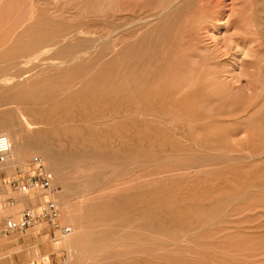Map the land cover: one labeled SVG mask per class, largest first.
<instances>
[{"label": "rangeland", "instance_id": "374dc122", "mask_svg": "<svg viewBox=\"0 0 264 264\" xmlns=\"http://www.w3.org/2000/svg\"><path fill=\"white\" fill-rule=\"evenodd\" d=\"M3 1L4 0H0V11L2 12V10H3L2 8H4V9L6 8V10L8 12H7V14H5L6 10L3 11L2 13L0 12V15L2 16V17L0 16L2 18V19L0 18V21H1L0 30L3 29L2 32L0 31V38L7 39L6 47H8V48L17 47L19 45V43H21V48L26 49V51H25V53H21L20 55H18V57L15 59L0 60V67H1L0 68V87H1L0 88V93H1L0 95L2 97V98L1 97L0 98L2 100H4L5 102H8L5 104L4 101H2V100L0 101V125H1V121H2V126H0V127L7 129L8 128L7 126H9L13 122L14 123L13 129H11L10 127L8 129L12 132V134H13L12 136H14V132L16 130H20L24 135H28L29 138H28L27 143L29 145L35 144V146H36L37 142L41 143V147H42V151H43L42 153L44 154V156L42 157V154H38L37 152H35L34 154H28L27 156H23L24 159H23V157H21V159H19L16 164L10 165V163H7L6 165L3 164L4 166L2 164H0L3 166V167L2 166L0 167V264H27V263L32 262V261L35 262L36 264H41V263H44V264H73V263L74 264H118V263H116L118 261H120L119 263H122V262L123 263H128V262L130 263V261H132L131 259H134L135 264H142L139 261L136 262V260H140L139 258H141V256L145 257V258L142 257L141 260L147 259L149 257V259L151 261H154L151 264H159V263L160 264H168V262H169V264H197V263L198 264H200V263L201 264H206V263L207 264H215V262H216V264H227L231 260L232 261L230 262V264L232 262H233V264H264V200H263L264 199V192L260 193V191H264V0H207V2L205 1V3H207V4H209V3L212 4L214 2L212 5L213 8H211L209 11H206V12H209L210 14H212L214 16H217V12H215V11L220 10L222 12V15H221L222 17L219 16V21H216V23L214 22L212 25H209L210 27L207 29V31L200 30V26H198V21L200 20L201 17H203L201 15L204 14V12L201 10L200 4L198 2H196V3L191 2L188 4L182 5V6L178 7L177 12H174V11L165 12L158 19L154 20L151 23L150 28H145V29L144 28H141V29L135 28V29L140 30V31H137V30H133V28H129L130 30L125 28V24H128L126 21L128 19H124L125 16L132 18V19H136L139 17L138 14L136 16V14L133 12L134 10H136V6L130 5L132 3L129 0H123L124 2L122 1L121 3L119 1L117 2V0H114V1L109 0V1L113 2V3L111 2L109 4L107 2H105V0H100V1L94 0V2H93V0H85V1L81 0L82 2L80 0H78V2L82 3V4H78V5H77V0H35V1L34 0H12V1L8 0V3L11 1L9 4L6 2L7 0L4 1V3H3ZM87 2L89 4L90 3L91 4L89 5ZM28 3H30V4H28ZM32 3H33V5H32ZM85 3H87V4L85 5ZM114 3H115V5H114ZM118 3L120 6L118 5ZM38 4H39V7L41 8L40 11L38 10L39 9ZM58 4H60V5H58ZM123 4H124V6H123ZM6 5H7V7H6ZM9 5L12 9L9 8ZM56 5H58V6L62 5V6L56 7ZM70 5H71V7H70ZM118 6H119V8L120 7L121 8L119 9ZM37 7H38V9H36ZM105 7H107V8H105ZM42 8H44V9H42ZM33 9H35L37 12H35V10L33 11ZM48 9L49 10L51 9L52 11L51 10L49 11ZM86 9H89L90 12ZM74 10H76V11H74ZM119 10H121V11H119ZM31 11L33 12V14ZM38 11L41 13L40 14L41 17H39L40 15H39ZM42 11H43L44 16L42 14ZM195 11L199 14H197ZM58 12H60V13H58ZM109 12H111L112 14H110ZM30 13L33 16L36 13L38 14V16H36V15L35 16L38 19L37 23H39V25L37 24V26H35V27L39 28V30L35 29V27H34V29H35L34 32H33V30H34L33 28H32L33 30L32 29H28L25 31H22L21 29L18 30L19 27L21 25H23L22 24L23 21L24 22L27 21V18H28V16H30ZM52 13H54V14H52ZM88 13H90V14H88ZM4 14H5V16H4ZM58 14H60V15H58ZM73 14H74V16H73ZM84 14L85 15L88 14V16H85ZM69 16H71V17H69ZM82 16H83V18H82ZM50 17H53V18H50ZM54 18H55L54 21H50V20H53ZM79 18H81L82 21H84L86 19H88V21L83 23L81 21V19L79 20ZM118 18H119V20H118ZM191 18H193L194 21H196V22L192 23L191 21H193V19L191 20ZM91 19H93V20H91ZM115 19H116V21H115ZM220 19H221V21H220ZM235 19H236V22L238 21L237 23L233 22V20L235 21ZM77 21H79V22H77ZM100 21L104 22V23L100 24L99 23ZM229 21H231L230 22L231 24L229 23L230 25H227ZM19 22L21 23L20 25H19ZM44 23H48V25L44 24ZM6 24H8V25H6ZM12 24H13V26L10 27V25H12ZM40 24L41 25L44 24V25L41 27ZM53 24H55V25H53ZM67 24H69V25H67ZM88 24H90V25H88ZM98 24H100V25H98ZM177 24H179V25H177ZM186 24H187V26H185ZM214 24L216 27L215 29L213 28ZM51 25H53V26H51ZM120 25H122V26H120ZM123 25H124V28H123ZM91 26H92V28H90ZM93 26H95V29L93 28ZM68 27L69 28L71 27V28L69 29ZM116 28H120L119 29L120 32L119 31L117 32ZM50 29H51V31H49ZM56 29H61L63 32H60L61 30L55 31ZM131 29L133 31H131ZM44 30H47L49 33L47 32L48 33L47 34ZM53 30L56 32V34H60V35H56L53 32ZM183 30H185V31H183ZM75 31H77V32H75ZM24 32L26 35H23ZM40 32H41V34L38 36V34ZM42 32H45V34ZM72 32H74V34ZM21 33L23 36L19 35ZM52 33H54V35ZM124 33H126L127 35ZM210 33H213V34H210ZM33 34H35V35H33ZM45 35L48 36V38H46ZM95 35H96V37H95ZM150 35H152V36H150ZM160 35L162 36L161 37L162 39L160 38ZM24 36H26V37L24 38ZM34 36H36L37 40L36 39L35 40H36V42H38V44L34 41V39H33ZM41 36H45V37L43 38ZM66 36H68V38H66ZM70 36H72V37H70ZM86 36H87V38H89V40L87 38H85ZM98 36L99 37L102 36V38H104L106 40L100 39ZM110 36H111V38H110ZM169 36L171 37V39L169 38ZM240 36H241V39H240ZM13 37H14V39L16 37L15 42H19V43H15L17 46L16 45L13 46V44H14ZM18 37L21 41L18 39ZM38 37H39V39H38ZM40 37L43 39H40ZM75 37H77V39H75ZM108 37H109V39H108ZM151 37H152L153 41L151 40ZM214 37H216L217 39H214ZM229 37H231V38L235 37L234 38L235 42L239 43V45H241V47L239 46L240 48L238 50V51L241 50L240 52L237 51L236 55H235V53H232L234 56L231 53L226 54V56H225V50L222 48L223 43H224L223 40L226 38H229ZM53 38H54V41L52 40ZM90 38H91V41H90ZM92 38H94V39L92 40ZM113 38H114V40H113ZM194 38H197L198 40L194 39ZM210 38L212 40H210ZM47 39L50 41H47ZM60 39H64L65 42L67 41L66 43L68 45L70 44V42H73V43H71V44H73L72 49L70 46L71 44L69 45V47L67 49L70 52L65 51V49L67 48V45H65L66 43L65 44L62 43V41L64 42V40L61 41ZM244 39H246V41H245L246 43L244 42ZM42 40L44 43L46 41V44L41 42ZM55 40H57V41H55ZM72 40H74V41H72ZM190 40H192V41H190ZM213 40L219 41V43H218L219 48L215 46L216 43H214ZM24 41H25L24 44H26V48H24L25 47L24 44L22 45V42H24ZM39 41L44 45L40 44ZM81 41H82V43H81ZM89 41H90V44L93 42L92 43L93 45L89 44V45H85V47L82 46V45H84V43L88 44ZM101 41L103 42L101 44H104V45L99 44V42H101ZM33 42L37 44V47H36V44H34ZM75 42L77 45H78V42H80L79 44L80 45L82 44V45L81 46L78 45L80 47L74 48L73 46H77V45H74ZM30 43L31 44L33 43V45H31ZM28 44H30V45H28ZM63 44H64V47H62ZM108 44H109V46H108ZM34 45H35V47H33V48H37V50L31 49L32 46H34ZM94 45H96V46H94ZM97 45L100 46V48L97 47ZM183 45L185 47H183ZM201 45L203 47H201ZM0 46H1L0 49H2V50H0V54H2L5 51V49H7V48L1 44H0ZM42 46H44V47H42ZM92 46H94L92 51H91V49H89V50L87 49V47L92 48ZM102 46H103V48H102ZM111 46L113 47V49ZM153 46H154V48H153ZM193 46L196 49H194ZM210 46L211 47L213 46L212 49H213V52L215 54L212 52V49L210 48ZM38 47L41 49H38ZM126 48H128V49H126ZM171 48H173V49H171ZM177 48H178V50H177ZM198 48H199V51H201V52H199L197 50ZM217 49H221V52H219ZM192 50H193V53H190V52H192ZM209 50L211 51L212 56H210L211 53H209L210 52ZM56 51L58 53L57 55H56ZM63 51H65L66 53L63 54ZM202 51H205V52H203L204 54L202 53ZM242 51L247 52V55L245 52L243 54ZM88 52H90V54L86 55ZM113 52H114V54H113ZM188 52L190 53V55ZM222 52H224V53L222 54ZM256 52H257V54H256ZM44 53H45V55H44ZM185 53H187L188 55ZM253 53H255V54H253ZM81 54H82V56H80ZM180 54H184V57ZM194 54L196 55V57L193 58L192 56H195ZM207 54H209V56ZM85 55H86V57H85ZM228 55H229V57H228ZM53 56H54V58H53ZM78 56H80V57L78 58ZM93 56L94 57L96 56V57L94 58ZM170 56L171 57L173 56L172 59L170 58ZM177 56H179V57L182 56V57L179 59ZM189 56H191V57H189ZM214 56H215V58H214ZM216 56H217V58H216ZM247 56H248V58H247ZM63 57L66 60L63 59ZM75 57H76V59H74ZM129 57H130V59H129ZM207 57H209V58H207ZM149 58H151L152 60ZM190 58H191V60H190ZM205 58H206V61H204ZM62 59H63V61H62ZM117 59H119V60L123 59V60L119 61ZM215 59L217 61H215ZM64 60H65V62H64ZM67 60H69L70 62H68ZM124 60H125V62H124ZM171 60L174 62L171 63L172 62ZM210 60L211 61L213 60V63H211L210 66L214 67L213 65H215V68H216L218 65L219 68L217 67L215 70L214 68L210 67L209 66ZM244 60H246V62ZM60 61L63 63H60ZM178 61H179V63L182 62L184 64L183 65L181 64V66H180V64H178ZM196 61H197V63L194 64V62H196ZM55 62H57V64L53 65V63H55ZM162 63H163V66H162ZM202 63H204L205 65L204 64L202 65ZM220 63L222 65H220ZM242 63H243V65H242ZM58 64H60L61 66H58ZM122 64H124V65H122ZM151 64H153V65H151ZM187 64H188V68L186 67ZM197 64L199 66H196ZM206 64L209 67H206ZM174 65L175 66L177 65V66L175 67ZM227 65H228V67H227ZM76 66L78 69H76ZM117 66H118V68H117ZM123 66L126 70L123 68ZM141 66H142V68H141ZM150 66H152V67L150 68ZM164 66H165V68H164ZM167 66H168V69H167ZM182 66L183 67L185 66L184 68L186 69V71H185L186 80L188 79V76H189L188 74L192 73L189 76L190 81H188V82L185 81V85H187V83H189L191 81H195L199 84L198 85L196 84L197 87L194 86L193 88L187 90L185 93H182V92L177 93L176 90L174 89V88H176V86L173 88L172 85H175V82H177V80H179L180 77H181L180 80L185 78V77H182V76H184L183 71L185 70L184 68L183 69L180 68ZM229 66H230V68H229ZM198 67H199V69L197 70ZM226 67H227V69H226ZM108 68H110V69L115 68L116 71L114 69L113 70H114V74L118 71L116 73L117 76L112 73L113 70H111L110 73L107 72ZM130 68H132L131 70L133 72L130 70ZM170 68L172 70H170ZM210 68H212V69H210ZM243 68L245 69V71L243 70ZM94 69H96V71L98 69V71L95 72V71H93ZM104 69L106 72H104ZM138 69H140V70L142 69V70L140 71ZM143 69H144V71H143ZM164 69H166L167 71H164ZM228 69H229V71H228ZM16 70H17V72H16ZM62 70H63V72H62ZM128 70H130V71H128ZM178 70H180L181 72H178ZM196 70L198 72H200V74H201L199 77H198L199 73H196L197 72ZM124 71H125V73H124ZM153 71L154 72L156 71L155 73H157V71H158L159 77H158V73L153 74ZM173 71L174 72L177 71L178 73L175 72V74H176L175 75L174 73H172ZM208 71H209V73H208ZM220 71H222V72H220ZM145 72L147 75L145 74ZM166 72H167V74L168 73L170 74V77L172 74L175 77L172 75L173 78L171 77L172 79H170L169 74L166 77V75H167ZM214 72H216V73H214ZM103 73L109 74V75H107V77L111 76V78H113V76H115V78H116L115 81H117V83L120 86H122V84L124 85L125 84L124 82H126L127 83V84H125L126 86L124 85V87H126V88H123V86L121 88H118L119 85H117V83L113 80L114 78L113 79H111L109 77L106 78L105 77L106 75H104ZM130 73L133 75H131ZM135 73H138L137 77H136ZM222 73L226 74V75H223ZM151 74H152V76H154L153 77L154 79L152 78V76H150ZM207 74H208V76H207ZM219 74H220V76H219ZM232 74L233 75L235 74V75L233 76ZM60 75H62V76H60ZM119 75H120V77H123V78L119 77L118 78L119 80H118L117 77ZM209 75H210V77H209ZM213 75H216V76H213ZM88 76H90V77L92 76L94 78H97L96 81H98V79L100 80V78H98V77H101V79L103 77L107 79V80L104 79V81L103 80L98 81V82L102 81L103 83H106V81H108L107 86H105L107 83L103 84L101 82L102 85H104V86H102L103 94L101 97H99L98 94L92 93L93 91H95L94 87H96L97 84L95 85L94 83L91 82L92 83V85H91V83L88 84V82H85V81L89 80ZM131 76L133 78L132 80H130ZM133 76H135V77H133ZM143 76H145V78ZM178 76H179V78L177 79L176 77H178ZM212 76L215 77V79L214 78L212 79L211 78ZM55 77L56 78L58 77V78L55 79ZM71 77H72V80H71ZM79 77H80V81L78 79ZM124 78H125V80H124ZM158 78L159 79L164 78V80L167 79L166 80L167 85L165 84L166 81L164 82L163 80L160 79V82H159ZM204 78L205 79L207 78L206 81H204ZM52 79L55 80V83L52 81ZM75 79H77L78 81ZM84 79H86V80H84ZM120 79H122V81H124V82L119 83V82H122V81H120ZM140 79H141V81H139ZM151 79H153L154 81L157 80V84H156V82H155V84L152 83L153 80H151ZM198 79H199V81H201V79H202L203 80V81H201L202 83L198 82ZM13 80H16V81L14 82ZM58 80H60V81H58ZM64 80H65V83H64ZM134 80H136V81L138 80L137 81L138 83ZM146 80L148 81V85L146 84L147 83ZM57 81H58V83H57ZM74 81H76V82H74ZM149 81H151V82H149ZM221 81L226 82L227 84L226 83L224 84ZM84 82H85V86L88 85L90 87L89 88L87 86L88 92L85 91L86 89L83 90L86 92V94L80 92V90L84 89V87H85V86L84 87L82 86V84ZM130 82L131 83L136 82V83L135 84L133 83L134 85L133 84L131 85ZM141 82H142V84L144 83V86H143L144 89L142 88V84H140ZM162 82L164 83V85H162L163 84ZM204 82L206 85L204 84ZM44 83H46V84H44ZM73 83L75 84V86L73 85ZM80 83H81V85H78ZM110 83L113 86H111ZM149 83L152 85L150 86ZM51 84L53 86L55 85L54 86L55 88H53V86H51V88L56 89V86H58L57 88H60V90L49 89L50 87H48V86H50ZM60 84H61V86H60ZM145 84L147 85V87H145ZM160 84L162 86H160ZM231 84L233 85L232 86L233 88L231 87L232 90H230ZM5 85H6V87H5ZM17 85L18 86L20 85V87H17ZM37 85L39 86V89H38ZM90 85L94 86L93 90H90L92 88ZM115 85L119 89V91L115 87ZM139 85L141 86V88L144 92H142ZM168 85H169V87H168ZM42 86H43V88L44 87L45 88L44 89L41 88ZM63 86H66V89L67 88L73 89V91L70 89L66 90L65 87H63ZM79 86L82 88L80 89ZM128 86L132 87V88H128ZM152 86H154V87H152ZM155 86H157L156 89H155ZM211 86H214V87L211 88ZM36 87L38 90L35 89ZM74 87H75V89H74ZM107 87L110 88V89L108 88L110 91L107 89ZM111 87H114V88H111ZM150 87H151V89H150ZM209 87L211 90L209 89ZM226 87H228V89L230 91H233V92H229V90H227ZM6 88H8V89H6ZM22 88H24V89H22ZM25 88H27L28 90H26ZM29 88L34 90V91L36 90L38 94H40L39 92L42 91L41 93H43V94H40V95H44L46 93V91H49V90H53L54 92L51 91V94H50L51 99L48 98V100H43L44 99L43 97H40V95L38 97L37 93H35L36 91L32 92V90H30ZM63 88H64V92H66V94H64L62 92L63 90H61V89H63ZM77 88L79 90H77ZM134 88H137L138 90L137 89L136 90L138 92L137 91L135 92ZM165 88H167V89H165ZM224 88H226V89H224ZM16 89H18V90H16ZM19 89H21V90H19ZM124 89H125V91H123ZM139 89H140V91H139ZM172 89H174V90H172ZM24 90H26L28 92H26ZM57 90L61 91L60 95L55 94ZM74 90L77 93H74L75 92ZM115 90H117V91L115 92ZM166 90L169 91V93L166 92ZM203 90H204V92H202ZM19 91L20 92L23 91V93L26 92L29 94V96L31 94L30 98L33 97L34 100H32V102H31V99L29 98L28 94L26 95V93H25V95H23V94L18 93ZM69 91L74 93L73 97L71 96V93ZM90 91H91V94H88V93H90ZM108 91L110 94L108 93ZM227 91L229 92L228 95H227V93H228ZM5 92L6 93L10 92V95H12L13 97L11 98L10 95L6 96L7 94L5 95ZM31 92L33 93V95H35V97L37 96L36 99H39V101L36 100L34 98V96H32ZM52 92L55 95L52 94ZM122 92H123V95H121ZM140 92H142V94ZM188 92H189V94H188ZM80 93L83 95H86V96H83V95L79 96ZM134 93H137L136 94L137 96ZM138 93L140 95H138ZM174 93H177V95ZM18 94H20L19 95L20 97L18 96ZM68 94L70 95L69 97H72L73 99L72 98L70 99L68 97ZM75 94H77V95H75ZM119 94L121 95V96H119L120 98L118 97ZM182 94H185V95H182ZM47 95H48V92L44 95V97L46 96L45 99H47V97H49V95L48 96ZM108 95L110 96V98ZM215 95L216 96L218 95L216 99H214ZM16 96L19 97L18 98L19 101L21 98L23 99L24 96H25V98L23 101L21 99V101L18 102V99ZM189 96H193V98L189 97ZM199 96H201V97H199ZM205 96H207V97H205ZM6 97H7V99H6ZM92 97H94L93 98L94 100L92 99ZM195 97H196V99H195ZM227 97H228V99H227ZM26 98L28 99V101H26L27 100ZM41 98H43V99H41ZM134 98H135V100L133 101ZM208 98H210V99H208ZM230 98L232 101L230 100ZM40 99L43 100L44 103H41L42 101H40ZM49 99H50V101H49ZM198 99H199V101H197ZM105 100H106V102L107 101L108 102L106 103ZM138 100H140V101H138ZM185 100H186V102L188 101V103H185ZM15 101H17V102H15ZM37 101H38V103H37ZM177 101H179V103ZM230 101H231V103H230ZM14 102L16 103V105L13 104ZM21 102H24V103H21ZM103 102H104V105H103ZM135 102H136V104H134ZM137 102L139 105L137 104ZM150 102L153 104H151ZM189 102H191V103H189ZM192 102L195 103V105ZM220 103H222L223 105ZM27 104L33 105L31 107H33V108L35 107V109H33L31 107L29 108V106ZM85 104L87 105V109H86ZM176 104H178V105L180 104V105L176 106ZM209 104L212 107H210ZM21 105H23V106H21ZM58 105H60V106H58ZM67 105H69V106H67ZM134 105L137 107V109ZM185 105L186 106L188 105V108H190V107L191 108L186 109ZM24 106H26V107H24ZM55 106H57V107H55ZM192 106H193V108H192ZM199 106L200 107L202 106V109ZM213 106H215V107H213ZM245 106H246V108H245ZM27 107H28V109H27ZM174 107H176V108L178 107L177 110H176V108L174 109ZM203 107H205L206 109ZM218 107H220V108H218ZM36 108H37V110H36ZM80 108H83V109H80ZM91 108H93V109H91ZM139 108H141V109H139ZM21 109L23 111L27 109L28 111L23 112ZM29 109H31L33 111L30 113ZM79 109L81 111L84 110L83 112H81L82 115H81V113H79V111H80ZM164 109H167V110L164 111ZM195 109L197 110V112H194ZM211 109H213V111ZM242 109H244V110H242ZM38 110L39 111L41 110L42 112H38ZM45 110H47V111H45ZM48 110H49V112H48ZM62 110H63V112H62ZM169 110H170V112H169ZM172 110H173V112H172ZM43 111L45 112V114ZM73 111H76L77 114H74L75 112L73 113ZM139 111L141 114L139 113ZM190 111H193V113ZM33 112H35V113L38 112L37 114L40 113V115L41 116L43 115V116L42 117L40 116L38 118L39 115L37 116V114H35ZM60 112L63 115V117L60 114ZM84 112H85V115H84ZM119 112H120V114H119ZM134 112H137L138 114L137 113L134 114ZM143 112H147V114H144L145 115L144 116L142 114ZM179 112H182L183 114L179 113ZM216 112L218 113V115ZM257 112H259V113H257ZM22 113L26 114L30 119L33 118L32 121L35 120L34 123H37V124L30 125L29 120H25ZM92 113H94V114H92ZM132 113L135 115V117L129 116V115H133ZM199 113H200V115L197 116ZM207 113L210 115H208ZM49 114H50V116H49ZM73 114H74V116L79 115V114L80 115L75 116V118H74ZM214 114L217 116H215ZM12 115H13V118H11ZM69 115H70V117H69ZM122 115H124V117ZM168 115H169V118L167 117ZM45 116H47V117H45ZM126 116L128 119L129 118H131V119L128 120L126 118ZM140 116H142L143 118ZM174 117L178 121L174 120L175 119ZM209 117H211V118H209ZM46 118H47V120H46ZM89 118L91 121H89ZM171 118H174V119H171ZM12 119H14V120H12ZM167 119H169L168 121L170 122V124L167 121ZM211 119L213 120V122ZM246 119H248V121ZM172 120L174 122H171ZM118 121L120 122V124ZM207 121L208 122L210 121V122L208 123ZM41 122H43V123H41ZM51 122L54 126L51 124ZM155 123H156L157 127L154 125ZM174 123H176L175 124L176 126L174 125ZM140 124L144 127H142ZM146 124H147V126H146ZM167 124H169L170 126ZM67 125H69V126H67ZM71 125H73L72 126L73 128L71 127ZM138 125H139V127H138ZM160 125L162 126V128ZM79 126H81V127H79ZM134 126H136V128ZM165 126H166V128H164ZM146 127L148 130L151 127V129L149 130V131H151L150 133H148V130L146 131V129H145ZM255 127H257V128H255ZM45 128L47 130L46 133H44ZM63 128L65 130H67L66 134H65V131ZM76 128H78V129H76ZM93 128H95V129H93ZM49 129H51V131ZM69 129L74 130V131L70 130L71 132H69L68 131ZM99 129H100V131H99ZM101 129H102V131H101ZM118 129L120 130V136L119 137H117L118 136L117 134L119 132ZM155 129H157V130H155ZM159 129H161V130H159ZM190 129H191V131H193V134H192V132H190ZM257 129H258V131H257ZM35 130L36 131L42 130L44 132L43 133H42V131L36 132ZM48 130L50 131V133ZM75 130H78V131H75ZM133 130H135V131H133ZM236 130H238L239 132L237 133ZM57 131H61V132L57 133ZM201 131H202V133L205 132V133H203L202 136H201ZM245 131H248V132H245ZM67 132L70 133V135L68 134V136H67ZM72 132H74V133H72ZM256 132H257V134H256ZM53 133L58 135V137L56 135H54ZM77 133L80 135H78ZM45 134H47L48 137ZM128 134H130V135L128 136ZM135 134H138V135H135ZM196 134H198V136ZM53 135H54V137L56 136V138H54ZM121 135H123V136H121ZM139 135H140V137H139ZM237 135H238V137H237ZM245 135H247L248 138ZM155 136H157V137H155ZM208 137H212V138L207 139ZM239 137H242V139H240ZM57 138H59V139H57ZM133 139H134V142H132ZM79 140L81 143L79 142ZM120 140H121V142H120ZM151 140H152V142H151ZM12 141H14V140H12ZM91 141L98 143V145L97 144L94 145L95 143H92ZM127 141H129V142H127ZM138 141H141V142H138ZM215 141H217L218 143ZM222 141H223V144H222ZM248 141H250L249 142L250 144H248ZM130 142L132 143L131 144L132 147L129 146L127 149L126 145H130ZM154 142H156V143H154ZM13 143L15 145V142H13ZM138 143H141V144H138ZM239 143H240V145H239ZM253 143H254V145L255 144L258 145L259 149L257 148V146L255 147L253 145ZM135 144H137L138 146ZM152 144L154 145L155 149H153ZM163 144H165V145H163ZM199 144H201V145L199 146ZM247 144L249 145V147H247L248 146ZM140 145H141V148H140ZM155 145H157V146H155ZM81 146H84V147L82 148ZM108 146H109V148H108ZM115 146L118 149H116ZM142 146H144V147L142 148ZM159 146H160V149H161V147L162 148L166 147V148H164V150H160ZM251 146L252 147L254 146L253 149H255V150L250 148ZM85 147H86V149H85ZM98 147H100L101 149L99 150ZM170 147H173L175 152L172 148L170 150ZM204 147L206 149H204ZM104 148H105V150H104ZM113 148H115V149H113ZM122 148H124V149L126 148L127 150L124 151V149H122ZM132 148H134V150ZM150 148H151V150H150ZM192 148H194V149H192ZM235 148H237V149H235ZM74 149H75V151L76 150L79 151V153L77 151L76 152L78 154L76 152H73ZM91 149L93 150V152H91L92 151ZM109 149L113 150V153L111 150L108 151ZM119 149H120V153H118ZM190 149L194 150V151H191ZM95 150H97V151H95ZM114 150H118V151H114ZM129 150H130V152H129ZM131 150H133L135 153L132 152ZM140 150H142V151H140ZM85 151H87V152H85ZM89 151L91 153L88 154ZM176 151L178 152L179 155L176 154L177 153ZM197 151H199V152H197ZM201 151H203V152H201ZM254 151H256V152H254ZM110 152H111V154H110ZM143 152H145V154ZM182 152L183 153L185 152L184 154H186V152H188V154L184 155V154H182ZM192 153H194V154H192ZM169 154H171V155L169 156ZM204 154H207V155H204ZM47 155H56L55 157H61L64 160V162H67V163H65L63 168L57 172L55 169L52 168V166L47 161L48 160ZM196 155H197V159H196ZM122 156H124V157L122 158ZM147 157H148V159H147ZM91 158L94 160L96 158L97 159L94 161ZM43 159H45V160H43ZM121 159H122V161H121ZM227 159H228V161H227ZM167 160L170 161V164L172 163L171 166H170V164H168L169 161H167ZM176 160H178V161L180 160V162H177ZM198 160H200V161H198ZM105 161H107V162L105 163ZM110 161H111V163H109ZM135 161H137V162H135ZM142 161L145 162V165L148 168L145 165H142L144 163ZM181 161H184V162H181ZM204 161H205V164H204ZM95 162H96V164H95ZM138 162H141V163H139V165H138ZM239 162L241 163V165L238 164ZM37 163L42 164L50 173H52V182H53L52 184L55 188V193L57 192V194L55 195L54 198L56 199V201L58 200L59 203L57 202V204H58L59 210H60L58 219L56 221L57 226H54V225L50 226V225H47L46 223H40L34 227L26 229V232H20L19 231V232H14L11 234L4 233L3 232V224H4V220L7 217H9V216L17 217L19 212L24 207H26L28 205L35 204L36 201L40 200L43 197V195H38V194L31 195V196L17 195L15 190L9 184V181H11V179L16 175V173H18L19 171H23V170L24 171L32 170L33 166H35ZM91 163H92V165L94 164L95 166L96 165L97 166L93 167V166H91ZM102 163H104V165ZM112 163L115 165H111ZM164 163H166V164H164ZM201 163H202V166H201ZM101 164H102V168L100 166ZM160 164H162V165H160ZM189 164H191L193 166H191V165L189 166ZM116 165L118 168H116ZM104 166H106L108 168H105ZM140 166L142 168H140ZM144 166H145V168H144ZM158 166H159L160 170L158 169ZM174 166L176 167V170H175ZM229 166L230 167L232 166L231 169L229 168ZM120 167H122V168H120ZM169 167H170V169H169ZM195 167H197V168L195 169ZM234 167H235V169H234ZM163 168H165V169H163ZM212 168H213V170H210ZM172 169H174V170H172ZM189 169H191V170H189ZM184 170H186V171H184ZM135 171H137V174L142 173V172H143V174L137 175ZM222 171H223V173H222ZM54 172H56V173H54ZM149 173L151 175L152 174L153 175L151 176V175H149ZM212 174L213 175L215 174L216 176L215 175L213 176ZM261 174H263V175H261ZM124 175H128L129 178H128V176L125 177ZM139 176L141 177L140 178L141 180H139ZM186 176L189 178L190 181L188 180V178ZM232 176H233V178H232ZM53 177H54V180H53ZM61 177H65V178H61ZM122 177H124V178H122ZM175 177H177V178H175ZM255 177H256V179H254ZM260 177H262V178H260ZM167 178H169V179H167ZM179 178L181 179V181L179 180ZM220 178H222L223 180ZM59 179L64 181V185H66L65 190L66 189L68 190V191L66 190V193L68 194V196L70 195V197H68L66 194V198H65V197H63V194H61L64 192V189H63V185L61 183H59V181H60ZM136 179H137V182H136ZM164 179L167 181H165ZM253 179L255 181H253ZM156 180H158L159 182ZM163 180H164V182H163ZM187 180H188V182H187ZM221 180H222V182H221ZM69 181H70V183H69ZM89 181L92 182V186L90 185L91 182L89 183ZM178 181L181 183V185ZM218 181H220V182H218ZM97 182L100 183L101 185H99ZM143 182H144V184H143ZM161 182H163V183H161ZM217 182H218V184H217ZM254 182H256V183H254ZM87 183H89V184H87ZM96 183L98 184L97 186H95ZM123 183H126V184H123ZM136 183H138V184L136 185ZM146 183H148V184L146 185ZM175 183H176V185H173ZM182 183H183V185H182ZM69 184L72 187L71 186L69 187ZM119 184H120V186H119ZM160 184H162V185L160 186ZM171 184L173 187H170ZM186 184H187V187L185 188L184 186H186ZM196 184H197V186H196ZM243 185H244V187H243ZM180 186H182V188ZM195 186H196V188H195ZM229 186H231L232 190H235L236 193H235V191L227 190V189H231V188H228ZM147 187H149V189ZM169 187H170V189L172 188L171 191L169 190ZM178 187H180L179 190H178ZM189 187L192 190L189 189L190 191L189 192L187 191V193H188L187 194L186 189ZM108 188H110V189H108ZM116 188H118V189H116ZM165 188H167V189H165ZM240 188H241V191H240ZM100 189H101V191H100ZM114 189H116V190H114ZM181 189L183 190V194H182ZM210 189H211V192H209ZM252 189H254V190H252ZM128 190H130V193L128 192ZM132 190H134V191H132ZM158 190H159V192H158ZM165 190H168V192ZM125 191H126V193H125ZM152 191H153V193H152ZM178 191H180L181 194ZM191 191H193V192H191ZM237 191H238V193H237ZM119 192H121V193H119ZM178 193L180 194L179 196H181V197L185 196L184 199L179 198V196H176V195H178ZM247 193H248V195H247ZM134 194H136L137 197L136 196L134 197L133 196ZM158 194H159V196H158ZM160 194H161L162 198L160 197ZM186 194L189 197L190 196L192 197V198L190 197L192 199V201H191L192 204L191 203L188 204L190 202L189 201L190 198ZM194 194L196 196L199 194L198 195L199 197L194 196ZM229 194H232V195L230 196ZM156 195L158 196L159 202L161 199L162 200L168 199V201L170 200V202L165 200L167 203L164 201L165 203L163 202V204H164L163 205V204H161L162 200L160 203L157 201ZM173 195H175L176 198H174ZM224 195H227V196H224ZM166 196H167V198H166ZM201 196L204 197V199ZM228 196H230V197H228ZM9 197H14L17 201L13 206H9L7 204V201H8L7 199ZM145 197L149 200L152 199L153 201L150 200L151 203L147 204V202H144L146 199ZM163 197H164V199H163ZM222 197H223V199H222ZM240 197L241 198L243 197L244 200L241 199ZM143 198H145L144 201H142ZM159 198H160V200H159ZM196 198H198L197 201H196ZM147 199H146V201H148ZM135 200H137L139 202V204ZM154 200H156L157 204H156V202H154ZM175 200H177L178 202L177 201H176L177 203L174 202ZM183 200H184V203H181ZM202 200L203 201L205 200V201L203 202ZM251 200H252V202H251ZM98 201H101V203ZM102 201H103L104 205H103ZM123 201H124V203H127V204L124 205ZM239 201H240V203H239ZM63 202H65V203H63ZM128 202L131 205H129ZM67 203H70V204L66 205ZM99 203L102 206L99 205ZM168 203L171 205V207L174 206V209H171L169 207ZM179 203L181 205H179ZM252 203L255 205H253ZM116 204L119 205L120 207L122 204L123 208L125 207L124 211H122L123 210L122 207H121L122 210L119 209L120 208L119 206H118L119 208L116 207ZM137 204H138V206H140V209H138L139 207H137V208L135 207ZM159 204L161 206L163 205L162 209L160 208L161 211L158 210L159 209L158 207H161V206H159ZM98 205L100 206V209L98 212H95V214H96V215L94 214L95 219L93 217L89 219L90 211L91 210H97L96 208L99 207ZM189 205H190L191 209L187 208V207H189ZM194 205H196V208L194 207ZM204 205H206V206L204 208H202V206H204ZM219 205L221 207H219ZM247 205H248V208H247ZM175 206H177L178 209H180V207H178V206L182 207L183 215H181L182 209H180V211H179L177 208H175ZM192 206H193V208H192ZM199 206H201V207L199 208ZM67 207L72 213V219H67V215H66ZM104 207H106L107 210L106 209L104 210ZM127 207H128V209L130 208L129 209L130 211L134 209L133 210L134 212L131 213L130 211H127ZM152 207L157 208L156 210H158V211H156L155 208H152ZM225 207H227V208H225ZM144 208H145V210H144ZM164 208H165V210L168 209L167 210L168 212L166 211L167 213H169V208H170V212H172L171 214L172 215L174 214L175 218L177 220L174 219V216H171L170 213L167 215V213H165ZM194 208L196 209V211ZM197 208H199V210H197ZM201 208L203 210H201ZM205 208H208V210ZM82 209H84L83 210L84 212L82 211ZM147 209L149 211H147ZM152 209H153V212H154V210L156 212H154V213L152 212V214H151L150 211ZM136 210H137V212L139 211L140 214H138L136 212ZM140 210H142V211H140ZM249 210H251V211H249ZM120 211H122V212H120ZM174 211L175 212L177 211L178 213L176 212V214H175ZM205 211H207V213ZM103 212H105V214ZM107 212H109V213H107ZM160 212H163L164 214H162ZM184 212H186V214H185L186 216H184ZM200 212H202V213H200ZM116 213H118L120 215L122 213V215L125 216L126 220H124L122 222L119 219L117 220L114 217ZM73 214H75V215L77 214L78 216L77 215L73 216ZM146 214H147V216H146ZM150 214H151L150 217H155V216H153V214H155L156 218H154V219L150 218L148 216ZM161 214L163 215V217ZM242 214H243V216H241ZM164 215H167V216H166V219L162 221V219L165 218ZM189 215H190V217H189ZM60 216H61V219H60ZM98 216H101V218H103V219L101 220L100 217L98 218ZM132 216H134V219L132 218ZM143 216H145L147 219L150 220L152 226H151L150 222L148 220H146V218H144ZM177 216L180 217V219H178ZM230 216H232V217H230ZM139 217H143L145 220L143 218L140 220ZM161 217H162V219H161ZM186 217L189 219H187ZM228 217H229V219H228ZM80 218H81V220H79ZM169 218H171V219H169ZM197 218L198 219L201 218V219H199V221L197 222V220H198ZM155 219H157V220H155ZM167 219H168V221H166ZM172 219H174V221H176L175 224L178 226H176L173 223L174 221ZM82 220H86V222L83 221L85 223L82 222L85 234H87L88 230L95 229L96 231L100 230L101 232L104 233V235H107L108 238L104 236V239L106 242L103 241V245L107 244L106 249H104L102 247L103 249L100 248V251L97 250L96 251L97 253H96L95 251H90V249H88V248H86V249L83 248V251H85V250L89 251V252L85 251L86 253H83V251L80 252V250H82L81 247L77 248L76 246H73V244L70 245L71 243L67 242L65 240V237H64L65 235L61 234L60 228L67 226V225H71V223H75V224H76V222L80 223V221H82ZM87 220H88V222H87ZM178 220H180V222H177ZM200 220H201V222H200ZM93 221H95V222H93ZM99 221H101V222H99ZM171 221H173V222L170 226L166 225V223L170 224ZM186 221L189 223H186ZM241 221H243V222H241ZM120 222H121V224H120ZM229 222H231V223H229ZM108 223H110V224H108ZM153 223H155L156 225L158 224V227L155 224L153 225ZM216 223H217V225H216ZM94 224H96L97 228L95 227ZM173 224H174V227H176V228H172ZM184 224H186L185 226H187V227L189 226L188 229L186 227H184ZM99 225H100V227H99ZM180 225L181 226L183 225V226L181 227ZM200 225H202V226H200ZM91 226L95 227V228H90ZM208 226H209V228H208ZM149 227H151V228H149ZM106 228H107V230H106ZM146 229H147V231L143 232ZM185 229L188 230V232H185L186 231ZM213 229H215L217 231H215ZM124 230H126V231H125V234H123L124 235L123 236L122 233L124 232ZM130 230L131 231L136 230V231L133 233V232H129ZM140 230L142 232L141 234H139ZM154 230H156V231H154ZM157 230H158V232H157ZM163 230L168 231V232L165 231V233H166L165 235L168 237H166L164 234L162 235V233H164V232H162L161 235L159 236V234H160L159 232H161ZM183 230H185V231L183 232ZM203 230H204V233H203ZM212 230H213V232L210 233L209 231H212ZM222 230H224V231H222ZM226 231H228L227 232V234H228L227 238H225L227 234L224 233ZM112 232L114 234H112ZM192 232H194L196 234L199 233V234H197V236H196V234H193ZM200 232L202 233V236H200V237L202 238L204 236L202 239L199 238V235L201 234ZM170 233H172L174 235H172V234L170 235ZM209 233H210V235H209ZM220 233H222L221 234L222 236L220 235ZM236 233H238V234H236ZM142 234H147V238H148L147 241H145V242L142 241L141 244H139V242H138L137 244H134V246H132V248H131V246L130 247L127 246V244L132 243L133 239L140 238L142 236ZM185 234L186 235L189 234V236H191L192 238L190 239L189 236H188L189 237L188 239L184 237L185 239L184 238H183V240L181 239V241H183V242L178 241L177 243H175L176 245L171 243L172 240L174 239L175 235H179V237H180L182 235L184 236ZM234 234H236V235H234ZM194 235L196 238L194 237ZM216 235H218V236H216ZM115 236H118V237H115ZM232 236L233 237L237 236V237L233 238ZM122 237L125 239H122ZM215 237H216V239H215ZM150 238H152V239H150ZM109 239H111V240H109ZM129 239H130V241H129ZM124 240H125V242H123ZM151 240L154 242H149ZM160 240H163V242L162 241L160 242ZM210 240H213V241H210ZM107 241H109V242L114 241V242H112V243L110 242L111 243L110 244L109 242L107 243ZM197 241H201V242H203V244H204V242L209 243L208 245L211 246V248H212V249L210 248L211 251L208 249L209 247L207 246L206 243H205V245L200 247L201 242H197ZM189 242H191V244H188ZM192 242H194L195 244H192ZM219 243H220V245L222 244L220 246L221 250L218 247L219 245H216ZM111 245L112 246L115 245V246L111 247ZM170 245H173V246H170ZM212 245H215V247L213 246L214 249H213ZM166 246H168V248ZM198 246H199V248H198ZM109 247H111V249H109ZM180 247H181V249H180ZM185 247H186V249L184 251H186V252L183 251V248H185ZM194 247L196 248V250L197 249L198 250L196 251L195 249H193ZM191 248H192V250L189 251V249H191ZM200 248L202 250L201 252L199 250ZM223 248H225V249H223ZM73 249L75 251L76 250H78V251H76V253H75V251ZM157 249H158V251H157ZM180 250H181V253L182 252H184V253L180 254ZM193 250H195V251H193ZM203 250L205 252H203ZM212 250H213V252H212ZM219 250H220V252L223 251L222 253L225 252L224 253L225 255H223L222 253L220 254ZM125 251L127 252L128 255H125L124 257H122L123 253L124 254L126 253ZM207 251H208V253H207ZM102 252H103V254H102ZM157 252H160V253H157ZM171 252H172V254H171ZM176 252H177V254H176ZM214 252H218V253H216L218 255H216V254L214 255L215 257H213L211 254V253L214 254ZM81 253H83V254H81ZM88 253H90V254H88ZM91 253H92V255H91ZM93 253H96V254L94 255ZM116 253L117 254L121 253V256L115 257L114 255ZM135 253H137V254H135ZM140 253H142V254H140ZM153 253H155V254L153 255ZM228 253H229V255H228ZM98 254H100V255H98ZM112 254H113L114 259L116 261L113 260ZM148 254H149V256H148ZM203 254L207 258V260L204 259V257H201V260H199V258H200L199 256L200 255L204 256ZM209 254H211V255H209ZM106 255H108V257ZM193 255H195L196 257H194ZM97 256H98V258H97ZM111 256H112V258H111ZM126 256H128V257H126ZM136 256H137V258H136ZM171 256H173V257H171ZM176 256H178V257H176ZM191 256H193V257H191ZM207 256H210V257H207ZM224 256H227V257H224ZM88 257H95L98 260H100L101 262L97 260L96 263H94V262L88 263ZM106 257L107 258L110 257L109 259L112 261H106V260H109V259H105ZM181 257H183V259ZM190 257H191V259H190ZM229 257H230V260H229ZM126 258L128 261L126 260ZM211 258L213 260H211ZM218 258H220V259H218ZM221 258H223V259L221 260ZM234 258H235V260H234ZM103 259L105 260V262ZM122 259H124L126 261H124ZM153 259H155V260H153ZM159 259H162V260L159 262ZM186 259H189V260H186ZM202 259L205 260V261L203 260L204 263L202 262ZM225 259H227L229 262H227V260H225ZM178 260H179V262H178ZM113 261H114V263H113ZM165 261H167V262H165ZM234 261L235 262L240 261V262L235 263Z\"/></svg>", "mask_w": 264, "mask_h": 264}, {"label": "bare ground", "instance_id": "6f19581e", "mask_svg": "<svg viewBox=\"0 0 264 264\" xmlns=\"http://www.w3.org/2000/svg\"><path fill=\"white\" fill-rule=\"evenodd\" d=\"M4 1H6V0H4ZM4 1H3V3H4ZM11 1H12V0H11ZM11 1H10V2H11ZM34 1H35V0H34ZM34 1H33V2H34ZM80 1H81V0H80ZM82 1H83V0H82ZM82 1H81V2H82ZM84 1H85V0H84ZM99 1H100V0H99ZM113 1H114V0H113ZM118 1L121 3L123 0H117V2H118ZM129 1L132 3V4H130V5H134V6H136V10H134L133 12L136 14V16H137V14H138L139 17L136 18V19H132V18H129V17H127V16H125V17L123 16L124 19H128V20H126L128 24H125V28H127V29H129V28H133V30H137V31H140V30L135 29V28H139V29H141V28H144V29H145V28H150L151 23H152L154 20L158 19V18H159L161 15H163L165 12H171V11L177 12L178 7H180V6H182V5H185V4H188V3H191V2H195V3L198 2V3L200 4V8H201V10L204 12V14L201 15V16H203V17H201L200 20L198 21V26H200V30H202V31H207V29L210 27L209 25H212L214 22L216 23V21H219V16L222 15V12H221L220 10L215 11V12H217V16H214V15L210 14L209 12H206V11H209L211 8H213L212 5H213V3H214V2H213L212 4H211V3L207 4V3H205V1L207 2V0H129ZM6 2L8 3V0H7ZM10 2H9V3H10ZM16 2H17V1H16ZM16 2H15V3H16ZM91 2H92V1H91ZM93 2H94V0H93ZM105 2H107V3L109 4V3H111L112 1L105 0ZM123 2H124V1H123ZM9 3H8V4H9ZM56 3H57V2H56ZM87 3H88V2H87ZM87 3H85V5H86ZM97 3H98V2H97ZM112 3H113V2H112ZM5 4H6V3H5ZM11 4H12V3H11ZM28 4H30V3H28ZM71 4H72V3H71ZM78 4H82V3L78 2V0H77V5H78ZM88 4H89V3H88ZM90 4H91V3H90ZM90 4H89V5H90ZM102 4H103V3H102ZM32 5H33V3H32ZM40 5H41V4H40ZM58 5H60V4H58ZM58 5H56V7H57ZM106 5H107V4H106ZM114 5H115V3H114ZM116 5H117V4H116ZM118 5H119V3H118ZM220 5H221V4H220ZM61 6H62V5H61ZM61 6H58V7H61ZM73 6H74V5H73ZM94 6H95V5H94ZM119 6H120V5H119ZM119 6H118V8H119ZM123 6H124V4H123ZM6 7H7V5H6ZM38 7H39V4H38ZM38 7H37L36 9H38ZM70 7H71V5H70ZM84 7H85V6H84ZM113 7H114V6H113ZM113 7H112V8H113ZM132 7H133V6H132ZM187 7H188V6H187ZM9 8H11L10 5H9ZM32 8H33V7H32ZM68 8H69V7H68ZM80 8H81V7H80ZM100 8H101V7H100ZM105 8H107V7H105ZM120 8H121V7H120ZM120 8H119V9H120ZM2 9H3L2 12L6 10V8H5V9L2 8ZM11 9H12V8H11ZM30 9H31V8H30ZM40 9H41V8L39 7L38 10L40 11ZM42 9H44V8H42ZM51 9H52V8H51ZM51 9H50V10H51ZM54 9H55V8H54ZM65 9H66V8H65ZM74 9H75V8H74ZM214 9H215V8H214ZM31 10H32V9H31ZM34 10H35V9H33V11H34ZM48 10H49V9H48ZM50 10H49V11H50ZM86 10L89 11V9H86ZM86 10H85V11H86ZM188 10H189V9H188ZM222 10H223V9H222ZM9 11H10V10H9ZM39 11H38V12H39ZM51 11H52V10H51ZM57 11H58V10H57ZM57 11H56V12H57ZM65 11H66V10H65ZM72 11H73V10H72ZM74 11H76V10H74ZM85 11H84V12H85ZM116 11H117V10H116ZM119 11H121V10H119ZM123 11H124V10H123ZM0 12H1V11H0ZM2 12H1V13H2ZM7 12H8V11L6 10L5 14H7ZM31 12H32V11H31ZM35 12H37V11L35 10ZM60 12H61V11H60ZM60 12H58V13H60ZM68 12H69V11H68ZM84 12H83V13H84ZM89 12H90V11H89ZM111 12H112V11H111ZM111 12H109V13L112 14ZM195 12H196V11H195ZM198 12H199V11H198ZM65 13H66V12H65ZM69 13H70V12H69ZM114 13H115V12H114ZM125 13H126V12H125ZM179 13H180V12H179ZM196 13H197V12H196ZM201 13H202V12H201ZM5 14H4V16H5ZM32 14H33V12H32ZM32 14L30 13V16H28L27 21H26V20H25L26 22L23 21V23H22L23 25H21V26L19 27L18 30L21 29L22 31H25V30L32 29V28L34 29V27L37 26V24L39 25V23H37L38 19H37V17H36V16H38V14H37V13H36V14L34 13L36 16H35V15L33 16ZM40 14H41V13L39 12V15H40ZM42 14H43V11H42ZM52 14H54V13H52ZM88 14H90V13H88ZM88 14H87V15L84 14V15H85V16H88ZM106 14H107V13H106ZM123 14H124V13H123ZM128 14H129V13H128ZM169 14H170V13H169ZM197 14H199V13H197ZM9 15H10V14H9ZM58 15H60V14H58ZM0 16H1V15H0ZM4 16H3V17H4ZM16 16H17V15H16ZM43 16H44V14H43ZM73 16H74V14H73ZM92 16H93V15H92ZM112 16H113V15H112ZM1 17H2V16H1ZM1 17H0V18H1ZM26 17H27V16H26ZM39 17H41V15H40ZM60 17H61V16H60ZM67 17H68V16H67ZM69 17H71V16H69ZM90 17H91V16H90ZM113 17H114V16H113ZM113 17H112V18H113ZM175 17H176V16H175ZM221 17H222V16H221ZM258 17H259V16H258ZM4 18H5V17H4ZM50 18H53V17H50ZM82 18H83V16H82ZM94 18H95V17H94ZM164 18H165V17H164ZM1 19H2V18H1ZM25 19H26V18H25ZM80 19H81V18H79V20H80ZM129 19H130V20H129ZM181 19H182V18H181ZM192 19H193V18H191V20H192ZM23 20H24V19H23ZM48 20H49V19H48ZM54 20H55V18H54L53 20H50V21H54ZM91 20H93V19H91ZM118 20H119V18H118ZM11 21H12V20H11ZM11 21H10V22H11ZM81 21H82V19H81ZM87 21H88V19H86V20H84V21H82V22L85 23V22H87ZM115 21H116V19H115ZM220 21H221V19H220ZM43 22H44V21H43ZM75 22H76V21H75ZM77 22H79V21H77ZM96 22H97V21H96ZM105 22H106V21H105ZM191 22H192V23H195L196 21H194V19H193V21H191ZM230 22H231V21H229L227 25H230V24H231ZM233 22H236V19H235V21L233 20ZM237 22H238V21H237ZM237 22H236V23H237ZM0 23H1V21H0ZM6 23H7V22H6ZM8 23H9V22H8ZM57 23H58V22H57ZM60 23H61V22H60ZM63 23H64V22H63ZM94 23H95V22H94ZM99 23L101 24V23H104V22H101V21H100ZM184 23H185V22H184ZM226 23H227V22H226ZM229 23H230V24H229ZM14 24H15V23H14ZM20 24H21V23L19 22V25H20ZM44 24H47V25H48V23H44ZM44 24H43V25H44ZM64 24H65V23H64ZM100 24H98V25H100ZM182 24H183V23H182ZM6 25H8V24H6ZM43 25L40 24L41 27H42ZM53 25H55V24H53ZM53 25H51V26H53ZM67 25H69V24H67ZM86 25H87V24H86ZM88 25H90V24H88ZM94 25H95V24H94ZM177 25H179V24H177ZM11 26H13V24L10 25V27H11ZM120 26H122V25H120ZM185 26H187V24H186ZM185 26H184V27H185ZM216 26H217V25H216ZM225 26H226V25H225ZM48 27H49V26H48ZM48 27H47V28H48ZM110 27H111V26H110ZM221 27H222V26H221ZM226 27H227V26H226ZM52 28H53V27H52ZM54 28H55V27H54ZM68 28H69V27H68ZM68 28H67V29H68ZM70 28H71V27H70ZM70 28H69V29H70ZM72 28H73V27H72ZM90 28H92V26H91ZM93 28L95 29V26H93ZM123 28H124V25H123ZM213 28H214V29L216 28V27H215V24H214V27H213ZM33 29H32V30H33ZM35 29H38V30H39V28H36V27H35ZM35 29L33 30V32L35 31ZM45 29H46V28H45ZM48 29H49V28H48ZM48 29H47V30H48ZM63 29H64V28H63ZM67 29H66V30H67ZM116 29H117L116 31L118 32L120 28H116ZM189 29H190V28H189ZM2 30H3V29H2ZM2 30H0V31L2 32ZM47 30H44V31L47 33V32H48ZM60 30H61V29H56L55 31H60ZM72 30H73V29H72ZM75 30H76V29H75ZM84 30H85V29H84ZM121 30H122V29H121ZM129 30H130V29H129ZM133 30L131 29V31H133ZM22 31H21V32H22ZM49 31H51V29H50ZM55 31L53 30V32L56 34ZM183 31H185V30H183ZM189 31H190V30H189ZM208 31H209V30H208ZM15 32H16V31H15ZM36 32H37V31H36ZM45 32H42V33L45 34ZM60 32H63V31L61 30ZM75 32H77V31H75ZM80 32H81V31H80ZM84 32H85V31H84ZM94 32H95V31H94ZM119 32H120V31H119ZM125 32H126V31H125ZM48 33H49V32H48ZM48 33H47V34H48ZM50 33H51V32H50ZM54 33H52V34L54 35ZM57 33H58V32H57ZM72 33L74 34V32H72ZM85 33H86V32H85ZM88 33H89V32H88ZM92 33H93V32H92ZM99 33H100V32H99ZM115 33H116V32H115ZM133 33H134V32H133ZM151 33H152V32H151ZM153 33H154V32H153ZM171 33H172V32H171ZM181 33H182V32H181ZM207 33H208V32H207ZM237 33H238V32H237ZM16 34H17V33H16ZM40 34H41V32L38 34V36H39ZM78 34H79V33H78ZM78 34H77V35H78ZM97 34H98V33H97ZM124 34H126V33H124ZM135 34H136V33H135ZM183 34H184V33H183ZM205 34H206V33H205ZM210 34H213V33H210ZM19 35H22V33L19 34ZM23 35H26L25 32H24ZM23 35H22V36H23ZM33 35H35V34H33ZM56 35H60V34H56ZM110 35H111V34H110ZM126 35H127V34H126ZM152 35H153V34H152ZM152 35H150V36H152ZM165 35H166V34H165ZM171 35H172V34H171ZM190 35H191V34H190ZM192 35H193V34H192ZM207 35H208V34H207ZM45 36H46V35H45ZM45 36H41V37L44 38ZM51 36H52V35H51ZM68 36H69V35H68ZM68 36H66V38H68ZM84 36H85V35H84ZM99 36H100V35H99ZM99 36H98V37H99ZM108 36H109V35H108ZM128 36H129V35H128ZM188 36H189V35H188ZM234 36H235V35H234ZM25 37H26V36H24V38H25ZM41 37H40V39H43V38H41ZM70 37H72V36H70ZM95 37H96V35H95ZM98 37H97V38H98ZM106 37H107V36H106ZM124 37H125V36H124ZM161 37H162V36L160 35V38H161ZM192 37H193V36H192ZM207 37H208V36H207ZM210 37H211V36H210ZM243 37H244V36H243ZM243 37H242V38H243ZM245 37H246V36H245ZM21 38H22V37H21ZM46 38H48V36H46ZM50 38H51V37H50ZM85 38H87V36H86ZM99 38H100V39H104V38H102V36L99 37ZM110 38H111V36H110ZM169 38L171 39L170 36H169ZM169 38H168V39H169ZM234 38H235V37H234ZM234 38L229 37V38H226V39L223 40L224 43H223L222 48L225 50V56H226V54H230V53H231V54H232V53H235V55H236V52H237V51L239 50V48L241 47V45H239V43H236V42H235V39H234ZM15 39H16V37H15ZM15 39H14V37H13V40H14V41H13L14 44L12 43L13 46L16 45L15 43H19V42H15V41H16ZM18 39H19V37H18ZM33 39H34V41L36 42V40H37L36 36H34ZM35 39H36V40H35ZM38 39H39V37H38ZM55 39H56V38H55ZM75 39H77V37H75ZM81 39H82V38H81ZM87 39L89 40V38H87ZM93 39H94V38H92V40H93ZM108 39H109V37H108ZM161 39H162V38H161ZM176 39H177V38H176ZM194 39H197V38H194ZM214 39H217V38L214 37ZM240 39H241V36H240ZM246 39H247V38H246ZM246 39H244V42L246 41ZM19 40H20V39H19ZM22 40H23V39H22ZM52 40L54 41V38H53ZM60 40L62 41V40H64V39H60ZM95 40H96V39H95ZM104 40H106V39H104ZM113 40H114V38H113ZM115 40H116V39H115ZM151 40H152V37H151ZM197 40H198V39H197ZM210 40H212V39L210 38ZM225 40H226V41H225ZM20 41H21V40H20ZM32 41H33V40H32ZM47 41H50V40L47 39ZM53 41H52V42H53ZM55 41H57V40H55ZM68 41H69V40H68ZM72 41H74V40H72ZM78 41H79V40H78ZM82 41H83V40H82ZM82 41H81V43H82ZM90 41H91V38H90ZM90 41H89V43L87 42L88 44H86V43L83 42L84 45H82V44H81V45L85 47V45H89V44H90ZM107 41H108V40H107ZM152 41H153V40H152ZM160 41H161V40H160ZM175 41H176V40H175ZM190 41H192V40H190ZM213 41H214V40H213ZM236 41H237V40H236ZM39 42H40V41H39ZM41 42H43V40H42ZM41 42H40V44H42ZM66 42H67V41H66ZM66 42H65V40H64V42L62 41V43H64V44H65ZM105 42H106V41H105ZM105 42H104V43H105ZM187 42H188V41H187ZM187 42H186V43H187ZM201 42H202V41H201ZM6 43H7V39H2V38H0V44H1V45H4V46L6 47V45H7ZM24 43H25V41L22 42V45H23ZM28 43H29V42H28ZM33 43H34V42H33ZM33 43H32V44L30 43V44L33 45ZM36 43L38 44V42H36ZM36 43H34V44H36ZM43 43H44V42H43ZM71 43H73V42H70V44H71ZM79 43H80V42H78V45H80ZM92 43H93V42H92ZM92 43H91L90 45H93ZM101 43H103L102 41L99 42V44H100V45H104V44H101ZM152 43H153V42H152ZM178 43H179V42H178ZM178 43H177V44H178ZM214 43H216V44H215L216 47L219 46V44H218L219 41H218V40H215ZM235 43H236L238 46H237ZM245 43H246V42H245ZM12 44H11V45H12ZM30 44H28V45H30ZM37 44H36V47H37ZM44 44H46V41H45ZM44 44H42V45H44ZM64 44H63L62 47H64ZM70 44H69V45H70ZM99 44H98V45H99ZM116 44H117V43H116ZM122 44H123V43H122ZM158 44H159V43H158ZM163 44H164V43H163ZM163 44H162V45H163ZM181 44H182V43H181ZM209 44H210V43H209ZM19 45H20V46H19ZM19 45H18V46L16 45L17 47H12V48H8V47H6L7 49L4 48L5 51H4L2 54H0V60H9V59L11 60V59H15V58H17L18 55H20L21 53H25L26 49L21 48V43H19ZM24 45H25L24 48H26V44H24ZM65 45H67V48L65 49V51H66V52H70V51L67 50L68 47H69V45H68L67 43H66ZM72 45H73V44L70 45V46H71V49H72ZM74 45H77L76 42H75ZM78 45H77V46H73V47L75 48V47H80V46H81V45H80V46H78ZM98 45H97V47L100 48V46H98ZM110 45H111V44H110ZM153 45H154V44H153ZM156 45H157V44H156ZM156 45H155V46H156ZM159 45H160V44H159ZM192 45H193V44H192ZM192 45H191V46H192ZM197 45H198V44H197ZM8 46H9V45H8ZM46 46H47V45H46ZM53 46H54V45H53ZM94 46H96V45H94ZM94 46H92V48H91V47H90V48L87 47V49H88V50L91 49V51H92V49L94 48ZM108 46H109V44H108ZM239 46H240V47H239ZM0 47H1V46H0ZM2 47H3V46H2ZM9 47H10V46H9ZM30 47H31V46H30ZM33 47H35V45L32 46V48H31L32 50H34V49L37 50V48H33ZM40 47H41V46H40ZM42 47H44V46H42ZM60 47H61V46H60ZM111 47H112V46H111ZM111 47H110V48H111ZM130 47H131V46H130ZM174 47H175V46H174ZM183 47H185V46L183 45ZM193 47H194V46H193ZM201 47H203V46L201 45ZM207 47H208V46H207ZM212 47H213V46H212ZM212 47L210 46L211 49H212ZM216 47H215V48H216ZM53 48H54V47H53ZM55 48H56V47H55ZM102 48H103V46H102ZM153 48H154V46H153ZM181 48H182V47H181ZM191 48H192V47H191ZM218 48H219V47H218ZM38 49H41V48L38 47ZM51 49H52V48H51ZM71 49H70V50H71ZM87 49H86V50H87ZM112 49H113V47H112ZM126 49H128V48H126ZM171 49H173V48H171ZM194 49H196V48L194 47ZM0 50H2V49H0ZM52 50H53V49H52ZM61 50H62V49H61ZM61 50H60V51H61ZM63 50H64V49H63ZM81 50H82V49H81ZM108 50H109V49H108ZM114 50H115V49H114ZM153 50H154V49H153ZM177 50H178V48H177ZM180 50H181V49H180ZM197 50L199 51V48H198ZM205 50H206V49H205ZM214 50H215V49H214ZM217 50H218L219 52H221V49H217ZM46 51H47V50H46ZM57 51H58V50H57ZM57 51H56V55L58 54ZM65 51H63V54L66 53ZM123 51H124V50H123ZM189 51H190V50H189ZM209 51H210V50H209ZM240 51H241V50H240ZM240 51H238V52H240ZM253 51H254V50H253ZM256 51H257V50H256ZM28 52H29V51H28ZM44 52H45V51H44ZM51 52H52V51H51ZM53 52H54V51H53ZM61 52H62V51H61ZM84 52H85V51H84ZM178 52H179V51H178ZM199 52H201V51H199ZM203 52H205V51H202V53H203ZM212 52H213V49H212ZM215 52H216V51H215ZM244 52H245V51H244ZM244 52L242 51L243 54H244ZM251 52H252V51H251ZM80 53H81V52H80ZM85 53H86V52H85ZM85 53H84V54H85ZM137 53H138V52H137ZM150 53H151V52H150ZM183 53H184V52H183ZM188 53H189V52H188ZM190 53H193V50H192V52H190ZM190 53H189V55H190ZM194 53H195V52H194ZM196 53H197V52H196ZM202 53H201V54H202ZM209 53H211V51H210ZM213 53H214V52H213ZM223 53H224V52H222V54H223ZM242 53H241V54H242ZM245 53H246V55H247V52H245ZM248 53H249V52H248ZM258 53H259V52H258ZM30 54H31V53H30ZM36 54H37V53H36ZM36 54H35V55H36ZM54 54H55V53H54ZM61 54H62V53H61ZM61 54H60V55H61ZM88 54H90V52H88L86 55H88ZM113 54H114V52H113ZM169 54H170V53H169ZM173 54H174V53H173ZM177 54H178V53H177ZM177 54H176V55H177ZM185 54H187V53H185ZM198 54H199V53H198ZM203 54H204V53H203ZM214 54H215V53H214ZM222 54H221V55H222ZM241 54H240V55H241ZM253 54H255V53H253ZM256 54H257V52H256ZM33 55H34V54H33ZM44 55H45V53H44ZM76 55H77V54H76ZM76 55H75V56H76ZM78 55H79V54H78ZM86 55H85V57H86ZM111 55H112V54H111ZM155 55H156V54H155ZM170 55H171V54H170ZM178 55H179V54H178ZM180 55H182V56L184 57V54H180ZM187 55H188V54H187ZM194 55H195V54H194ZM207 55L209 56V54H207ZM217 55H218V54H217ZM219 55H220V54H219ZM232 55H233V54H232ZM73 56H74V55H73ZM73 56H72V57H73ZM80 56H82V54H81ZM80 56H78V58H79ZM118 56H119V55H118ZM126 56H127V55H126ZM156 56H157V55H156ZM173 56H174V55H173ZM173 56H172V57H173ZM182 56H181V57H182ZM210 56H212V53H211ZM233 56H234V55H233ZM233 56H232V57H233ZM243 56H244V55H243ZM48 57H49V56H48ZM70 57H71V56H70ZM76 57H77V56H76ZM76 57H75L74 59H76ZM93 57H94V56H93ZM93 57H92V58H93ZM95 57H96V56H95ZM95 57H94V58H95ZM116 57H117V56H116ZM172 57L170 56L171 59H172ZM175 57H176V56H175ZM177 57H178L179 59L181 58V57H179V56H177ZM185 57H186V56H185ZM189 57H191V56H189ZM192 57L194 58V57H196V55H195V56H192ZM228 57H229V55H228ZM236 57H237V56H236ZM236 57H235V58H236ZM249 57H250V56H249ZM46 58H47V57H46ZM53 58H54V56H53ZM68 58H69V57H68ZM123 58H124V57H123ZM153 58H154V57H153ZM163 58H164V57H163ZM178 58H177V59H178ZM207 58H209V57H207ZM214 58H215V56H214ZM216 58H217V56H216ZM242 58H243V57H242ZM245 58H246V57H245ZM247 58H248V56H247ZM19 59H20V58H19ZM63 59H65V58L63 57ZM63 59H62V61H63ZM74 59H73V60H74ZM125 59H126V58H125ZM129 59H130V57H129ZM131 59H132V58H131ZM135 59H136V58H135ZM149 59H151V58H149ZM179 59H178V60H179ZM196 59H197V58H196ZM238 59H239V58H238ZM65 60H66V59H65ZM65 60H64V62H65ZM69 60H70V59H69ZM69 60H67V61L70 62ZM117 60H119V59H117ZM122 60H123V59H122ZM122 60H119V61H122ZM151 60H152V59H151ZM173 60H174V59H173ZM190 60H191V58H190ZM197 60H198V59H197ZM199 60H200V59H199ZM207 60H208V59H207ZM213 60H214V59H213ZM213 60H212V61L210 60L209 66L211 65V63H213ZM220 60H221V59H220ZM231 60H232V59H231ZM239 60H240V59H239ZM241 60H242V59H241ZM71 61H72V60H71ZM165 61H166V60H165ZM165 61H164V62H165ZM171 61H172V60H171ZM179 61H180V60H179ZM179 61H178V64H180V66H181V64H182V65L184 64V63H182V62L179 63ZM200 61H201V60H200ZM200 61H199V62H200ZM204 61H206V58H205ZM215 61H217V60L215 59ZM215 61H214V62H215ZM244 61L246 62V60H244ZM16 62H17V61H16ZM85 62H86V61H85ZM110 62H111V61H110ZM114 62H115V61H114ZM117 62H118V61H117ZM124 62H125V60H124ZM132 62H133V61H132ZM148 62H149V61H148ZM150 62H151V61H150ZM173 62H174V61H172L171 63H173ZM183 62H184V61H183ZM185 62H186V61H185ZM199 62H198V63H199ZM201 62H202V61H201ZM207 62H208V61H207ZM207 62H206V63H207ZM232 62H233V61H232ZM60 63H63V62L60 61ZM83 63H84V62H83ZM83 63H82V64H83ZM151 63H152V62H151ZM189 63H190V62H189ZM189 63H188V64H189ZM196 63H197V61L194 62V64H196ZM230 63H231V62H230ZM9 64H10V63H9ZM54 64H57V62L53 63V65H54ZM76 64H77V63H76ZM94 64H95V63H94ZM111 64H112V63H111ZM134 64H135V63H134ZM139 64H140V63H139ZM148 64H149V63H148ZM178 64H177V65H178ZM188 64H187V66H186L187 68H188ZM200 64H201V63H200ZM203 64H204V63H202V65H203ZM10 65H11V64H10ZM50 65H51V64H50ZM68 65H69V64H68ZM96 65H97V64H96ZM122 65H124V64H122ZM140 65H141V64H140ZM143 65H144V64H143ZM146 65H147V64H146ZM151 65H153V64H151ZM171 65H172V64H171ZM177 65H176V66H177ZM189 65H190V64H189ZM204 65H205V64H204ZM220 65H222V64L220 63ZM223 65H224V64H223ZM225 65H226V64H225ZM240 65H241V64H240ZM242 65H243V63H242ZM242 65H241V66H242ZM2 66H3V65H2ZM7 66H8V65H7ZM7 66H6V67H7ZM58 66H61V65L58 64ZM62 66H63V65H62ZM78 66H79V65H78ZM109 66H110V65H109ZM136 66H137V65H136ZM162 66H163V63H162ZM169 66H170V65H169ZM174 66H175V65H174ZM174 66H173V67H174ZM176 66H175V67H176ZM190 66H191V65H190ZM192 66H193V65H192ZM196 66H199V65L197 64ZM209 66H207V64H206V67H209ZM213 66H214V67H212V66H210V67L214 68L215 70H216V68L218 67V65H217L216 68H215V65H213ZM244 66H245V65H244ZM55 67H56V66H55ZM64 67H65V66H64ZM112 67H113V66H112ZM151 67H152V66H150V68H151ZM178 67H179V66H178ZM184 67H185V66H184ZM184 67L182 66V67H180V68L183 69ZM201 67H202V66H201ZM201 67H200V68H201ZM227 67H228V65H227ZM227 67H226V69H227ZM0 68H1V67H0ZM2 68H3V67H2ZM9 68H10V67H9ZM117 68H118V66H117ZM123 68H124V66H123ZM135 68H136V67H135ZM141 68H142V66H141ZM164 68H165V66H164ZM204 68H205V67H204ZM212 68H210V69H212ZM218 68H219V67H218ZM224 68H225V67H224ZM229 68H230V66H229ZM244 68H245V67H244ZM244 68H243V70L245 71ZM17 69H18V68H17ZM76 69H78L77 66H76ZM108 69H109V70H108ZM108 69H107V72H109V73L111 72V70H113V69L115 70V68H113V69L108 68ZM124 69H125V68H124ZM131 69H132V68H130V70H131ZM146 69H147V68H146ZM167 69H168V66H167ZM178 69H179V68H178ZM184 69H185V68H184ZM194 69H195V68H194ZM198 69H199V67L197 68V70H198ZM222 69H223V68H222ZM3 70H4V69H3ZM35 70H36V69H35ZM100 70H101V69H100ZM114 70H113V72H112L113 74H114ZM125 70H126V69H125ZM130 70H128V71H130ZM138 70H140V69H138ZM141 70H142V69H141ZM141 70H140V71H141ZM147 70H148V69H147ZM147 70H146V71H147ZM170 70H172V69L170 68ZM197 70H196V71H197ZM11 71H12V70H11ZM25 71H26V70H25ZM27 71H28V70H27ZM93 71L97 72L98 69H97V71H96V69H94ZM93 71H92V72H93ZM102 71H103V70H102ZM115 71H116V70H115ZM128 71H127V72H128ZM131 71H132V70H131ZM143 71H144V69H143ZM158 71H159V70H158ZM158 71H157V73H158V77H159V72H158ZM161 71H162V70H161ZM164 71H167V70L164 69ZM164 71H163V72H164ZM185 71H186V69L183 71V72H184V73H183L184 76H182V77H185V78L182 79V80H180V79H181V77H180V79L177 80V82H175V85H172L173 88L176 86V88H174V89L176 90L177 93H180V92L185 93L187 90L193 88L194 86L197 87L196 84H197V85L199 84V83H197V82H195V81H191V82L187 83L188 81H190V80H189V78H190L189 76H190L192 73H189V74H188L189 76H188V79L186 80V76H185L186 74H185ZM217 71H218V70H217ZM228 71H229V69H228ZM16 72H17V70H16ZM62 72H63V70H62ZM68 72H69V71H68ZM104 72H106L105 69H104ZM117 72H118V71H117ZM117 72H116V73H117ZM132 72H133V71H132ZM155 72H156V71H155ZM155 72L153 71V74H154ZM169 72H170V71H169ZM175 72H177V71H175ZM175 72L173 71L172 73L175 74ZM178 72H181V71L178 70ZM178 72H177V73H178ZM187 72H188V71H187ZM218 72H219V71H218ZM220 72H222V71H220ZM235 72H236V71H235ZM116 73H115L114 75H116ZM124 73H125V71H124ZM147 73H148V72H147ZM157 73H155V74H157ZM161 73H162V72H161ZM193 73H194V72H193ZM196 73H199L198 77L201 75L200 72H198V71H197ZM208 73H209V71H208ZM214 73H216V72H214ZM94 74H95V73H94ZM103 74H104V73H103ZM118 74H119V73H118ZM120 74H121V73H120ZM128 74H129V73H128ZM130 74H131V73H130ZM135 74H136V77H137V74H138V73H135ZM135 74H134V75H135ZM139 74H140V73H139ZM141 74H142V73H141ZM145 74H146V72H145ZM145 74H144V75H145ZM166 74H167V72H166ZM168 74H169V73H168ZM168 74L166 75V77L168 76ZM179 74H180V73H179ZM222 74H223V73H222ZM64 75H65V74H64ZM64 75H63V76H64ZM96 75H97V74H96ZM104 75H106V76H105L106 78L109 77V76L107 77V75H109V74H107V73H105ZM123 75H124V74H123ZM131 75H133V74H131ZM146 75H147V74H146ZM172 75H173V74H172ZM172 75H171V77H172ZM175 75H176V74H175ZM177 75H178V74H177ZM180 75H181V74H180ZM216 75H217V74H216ZM216 75H213V76H216ZM223 75H226V74H223ZM232 75H233V74H232ZM234 75H235V74H234ZM234 75H233V76H234ZM4 76H5V75H4ZM23 76H24V75H23ZM60 76H62V75H60ZM65 76H66V75H65ZM83 76H84V75H83ZM94 76H95V75H94ZM100 76H101V75H100ZM102 76H103V75H102ZM116 76H117V75H116ZM124 76H125V75H124ZM127 76H128V75H127ZM129 76H130V75H129ZM150 76H152V74H151ZM173 76H174V75H173ZM207 76H208V74H207ZM213 76H212L211 78H212V79H213V78L215 79V77H213ZM219 76H220V74H219ZM88 77H89V80H87V81H85V82H88V84H90L91 82L94 83L95 85L97 84L96 87H94V86H91V85H92V83H91L90 86H91L92 88H91L90 90H93V87H94V90H95V91H93L92 93H93V94H94V93H95V94H98L99 97H101L102 94H103L102 86H104V85H102V83H103L102 81H101L102 83H101V82H98V81H100V80H103V81H104V79H106V78L103 77V78L101 79V77H98V78H100V80L98 79V81H96L97 78H94V77H92V76H91V77L88 76ZM96 77H97V76H96ZM119 77H120V75L117 77V79H118ZM133 77H135V76H133ZM140 77H141V76H140ZM143 77L145 78V76H143ZM147 77H148V76H147ZM147 77H146V78H147ZM153 77H154V76H152V78H153ZM162 77H163V76H162ZM169 77H170V74H169ZM171 77H170V79L173 78V77H172V78H171ZM174 77H175V76H174ZM204 77H205V76H204ZM209 77H210V75H209ZM228 77H229V76H228ZM14 78H15V77H14ZM21 78H22V77H21ZM57 78H58V77H57ZM57 78L55 77V79H57ZM61 78H62V77H61ZM93 78H94V79H93ZM109 78H111V76H110ZM113 78H114V79H113ZM113 78H111V79H113V80L115 81V79H116L115 76H113ZM120 78H123V77H120ZM127 78H128V77H127ZM130 78H131L130 80L133 79L132 76H131ZM150 78H151V77H150ZM176 78L178 79L179 76L176 77ZM191 78H192V77H191ZM211 78H210V79H211ZM15 79H16V78H15ZM22 79H23V78H22ZM78 79H79V81H80V77H79ZM137 79H138V78H137ZM153 79H154V78H153ZM153 79H151V80H153ZM160 79H161V78H160ZM160 79L158 78V81H159V82H160ZM206 79H207V78H206ZM206 79L204 78V81H206ZM222 79H223V78H222ZM222 79H221V80H222ZM17 80H18V79H17ZM71 80H72V77H71ZM75 80H77V79H75ZM84 80H86V79H84ZM106 80H107V79H106ZM108 80H109V79H108ZM118 80H119V79H118ZM124 80H125V78H124ZM155 80H156V79H155ZM161 80H163V81L165 82L167 79L164 80V78H162ZM174 80H175V79H174ZM13 81L15 82L16 80H13ZM13 81H12V82H13ZM20 81H21V80H20ZM52 81L55 83V80L52 79ZM58 81H60V80H58ZM58 81H57V83H58ZM77 81H78V80H77ZM114 81H113V82H114ZM120 81H122V79H120ZM126 81H127V80H126ZM134 81H136V80H134ZM137 81H138V80H137ZM137 81H136V82H137ZM139 81H141V79H140ZM146 81H147V80H146ZM171 81H172V80H171ZM185 81H187V82H186L187 85H185ZM196 81H197V80H196ZM201 81H203V80L201 79ZM201 81H199V79H198V82H201ZM211 81H212V80H211ZM213 81H214V80H213ZM223 81H224V80H223ZM223 81H221V82H223ZM10 82H11V81H10ZM71 82H72V81H71ZM74 82H76V81H74ZM85 82L83 83L84 85L82 84L83 87L85 86ZM107 82H108V81H106V83H107ZM113 82H112V83H113ZM115 82L117 83V81H115ZM118 82H119V81H118ZM123 82H124V81L119 82V83H123ZM136 82H132V83L130 82V84L132 85L133 83L135 84ZM143 82H144V81H143ZM149 82H151V81H149ZM155 82H156V84H157V80H156V81L153 80L152 83L155 84ZM50 83H51V82H50ZM60 83H61V82H60ZM64 83H65V80H64ZM68 83H69V82H68ZM81 83H82V82H81ZM81 83L78 84V85H81ZM106 83H103V84H106ZM124 83L127 84L126 82H124ZM137 83H138V82H137ZM162 83H163V82H162ZM201 83H202V82H201ZM201 83H200V84H201ZM223 83L225 84L226 82H223ZM9 84H10V83H9ZM16 84H17V83H16ZM44 84H46V83H44ZM44 84H43V85H44ZM86 84H87V83H86ZM125 84H124V85H125ZM134 84H133V85H134ZM140 84H142V82H141ZM146 84L148 85V81H147ZM146 84H145V87H147ZM149 84H150V83H149ZM154 84H153V85H154ZM165 84L167 85V81H166ZM204 84H205V82H204ZM226 84H227V83H226ZM12 85H13V84H12ZM57 85H58V84H57ZM70 85H71V84H70ZM73 85L75 86L74 83H73ZM73 85H72V86H73ZM107 85H108V83H107L105 86H107ZM110 85H111V83H110ZM110 85H109V86H110ZM117 85H119V84L117 83ZM124 85L122 84L123 88H126V87H124ZM136 85H137V84H136ZM151 85H152V84H150V86H151ZM162 85H164V83H163ZM162 85L160 84V86H162ZM205 85H206V84H205ZM211 85H212V84H211ZM215 85H216V84H215ZM51 86H53V85L51 84L50 86H48V87H50L49 89H53V88H55V87H54L55 85L53 86V88H51ZM60 86H61V84H60ZM68 86H69V85H68ZM68 86H67V87H68ZM72 86H71V87H72ZM87 86H88V85H87ZM87 86H85L86 88L84 87V89L80 90V92L86 94L85 91L88 92V90H87ZM111 86H113V85H111ZM119 86H120V85H119ZM119 86H118V88H121V87H122V86H120V87H119ZM125 86H126V85H125ZM129 86H130V85H129ZM129 86H128V88H132V87H129ZM139 86H140V85H139ZM143 86H144V83L142 84V88L144 89ZM223 86H224V85H223ZM232 86H233V85L231 84V86H230V90H232V89H231ZM5 87H6V85H5ZM17 87H20V85H19V86L17 85ZM37 87H38V89H39V86H38V85H37ZM37 87H36L35 89H37ZM46 87H47V86H46ZM57 87H58V86H56V89L60 90V88H57ZM63 87H65V89H66V86H63ZM79 87H80V86H79ZM88 87H89V86H88ZM115 87H116V85H115ZM133 87H134V86H133ZM152 87H154V86H152ZM156 87H157V86H155V89H156ZM158 87H159V86H158ZM165 87H166V86H165ZM168 87H169V85H168ZM212 87H214V86H211V88H212ZM218 87H219V86H218ZM228 87H229V86H228ZM228 87H226L227 90H229ZM0 88H1V87H0ZM32 88H33V87H32ZM41 88H43V86H42ZM44 88H45V87H44ZM44 88H43V89H44ZM81 88H82V87H80V89H81ZM89 88H90V87H89ZM89 88H88V89H89ZM103 88H104V87H103ZM108 88H109V87H107V89H108ZM111 88H114V87H111ZM116 88H117V87H116ZM116 88H115V89H116ZM118 88H117V89H118ZM140 88H141V86H140ZM142 88H141V90H142ZM148 88H149V87H148ZM204 88H205V87H204ZM221 88H222V87H221ZM226 88H224V89H226ZM232 88H233V87H232ZM237 88H238V87H237ZM6 89H8V88H6ZM22 89H24V88H22ZM25 89L28 90L27 88H25ZM29 89H30V88H29ZM38 89H37V90H38ZM56 89H53V90H56ZM67 89H70V88H67ZM67 89H66V90H67ZM74 89H75V87H74ZM85 89H86V90H85ZM109 89H110V88H109ZM109 89H108V90H109ZM134 89H135V92L138 90L137 88H134ZM136 89H137V90H136ZM150 89H151V87H150ZM157 89H158V88H157ZM165 89H167V88H165ZM174 89H172V90H174ZM199 89H200V88H199ZM209 89H210V87H209ZM239 89H240V88H239ZM239 89H238V90H239ZM16 90H18V89H16ZM19 90H21V89H19ZM26 90H24V91H26ZM30 90H32V89H30ZM46 90H47V89H46ZM53 90L46 91V93L48 92V95H49V97H47V99H45L46 96L44 97V95H45L46 93H45L44 95H40V94H43V93H41V92H42L41 90H40L41 92H39L40 94H38L36 90H35L36 92H35L34 90H32V92L34 91L35 93H37L38 97H39V95H40V97H43V98H44V99H43V98H41V99H43V100H48V98H50V96H51V95H50V94H51V91H53ZM58 90L56 91L55 94L60 95L61 91H58ZM61 90H63L62 92H63L64 94H66V92H64V88L61 89ZM70 90L73 91V89H70ZM77 90H79V89L77 88ZM83 90H85V91H83ZM112 90H113V89H112ZM112 90H111V91H112ZM146 90H147V89H146ZM172 90H171V91H172ZM200 90H201V89H200ZM210 90H211V89H210ZM222 90H223V89H222ZM230 90H229V92H233V91H230ZM2 91H3V90H2ZM74 91H75V90H74ZM82 91H83V92H82ZM109 91H110V90H109ZM109 91H108V93H109ZM116 91H117V90H115V92H116ZM118 91H119V89H118ZM123 91H125V89H124ZM131 91H132V90H131ZM131 91H130V92H131ZM139 91H140V89H139ZM147 91H148V90H147ZM150 91H151V90H150ZM150 91H149V92H150ZM26 92H28V91H26ZM26 92L23 93V91H22V92L19 91L18 93L25 95ZM32 92H31V93H32ZM44 92H45V91H44ZM53 92H54V91H53ZM53 92H52V94H54ZM57 92H58V93H57ZM69 92L71 93V96H72V97H73V94H74V93H77L76 91H75L74 93H72L71 91H69ZM78 92H79V91H78ZM133 92H134V91H133ZM137 92H138V91H137ZM142 92H144V91L142 90ZM142 92H140V93L142 94ZM151 92H152V91H151ZM166 92L169 93V91H167V90H166ZM173 92H174V91H173ZM202 92H204V90H203ZM207 92H208V91H207ZM225 92H226V91H225ZM227 92H228V91H227ZM229 92L227 93V95L229 94ZM8 93H9V94H8ZM8 93L5 92V95L7 94L6 96H9V95H10V92H8ZM14 93H15V92H14ZM81 93L79 94V96H80V95H83V94H81ZM108 93H107V94H108ZM131 93H132V92H131ZM146 93H147V92H146ZM155 93H156V92H155ZM177 93H174V94L177 95ZM0 94H1V93H0ZM3 94H4V93H3ZM12 94H13V93H12ZM20 94H18V96H19ZM27 94H28V93H26V95H27ZM55 94H54V95H55ZM88 94H91V91H90V93H88ZM93 94H92V95H93ZM109 94H110V93H109ZM116 94H117V93H116ZM126 94H127V93H126ZM126 94H125V95H126ZM134 94L136 95L137 93H134ZM188 94H189V92H188ZM188 94H187V95H188ZM197 94H198V93H197ZM224 94H225V93H224ZM231 94H232V93H231ZM231 94H230V95H231ZM14 95H15V94H14ZM16 95H17V94H16ZM48 95H47V96H48ZM75 95H77V94H75ZM111 95H112V94H111ZM121 95H123V92L121 93ZM121 95L119 94L118 97L121 96ZM138 95H140V94L138 93ZM182 95H185V94H182ZM182 95H181V96H182ZM203 95H204V94H203ZM219 95H220V94H219ZM225 95H226V94H225ZM2 96H3V95H2ZM10 96H11V98L13 97L12 95H10ZM18 96H16L17 99L20 97V96H19V97H18ZM28 96H29V94H28ZM30 96H31V94H30ZM30 96H29V98H30ZM32 96H34L35 99H36V97H37V96L35 97V95H33V93H32ZM52 96H53V95H52ZM66 96H67V95H66ZM69 96H70V95L68 94V97H69ZM79 96H78V97H79ZM83 96H86V95H83ZM87 96H88V95H87ZM108 96H109V95H108ZM126 96H127V95H126ZM136 96H137V95H136ZM193 96H194V95H193ZM193 96H189V97H192V98H193ZM217 96H218V95H217ZM217 96L215 95V98H214V99H216ZM0 97H1V95H0ZM14 97H15V96H14ZM72 97H69V98L71 99ZM134 97H135V96H134ZM171 97H172V96H171ZM187 97H188V96H187ZM197 97H198V96H197ZM199 97H201V96H199ZM205 97H207V96H205ZM1 98H2V97H1ZM1 98H0V101L2 100ZM24 98H25V96H24ZM24 98H23V99L21 98L22 101L24 100ZM64 98H65V97H64ZM93 98H94V97H92V99H93ZM109 98H110V96H109ZM109 98H108V99H109ZM112 98H113V97H112ZM119 98H120V97H119ZM121 98H122V97H121ZM153 98H154V97H153ZM175 98H176V97H175ZM178 98H179V97H178ZM192 98H191V99H192ZM210 98H211V97H210ZM210 98H208V99H210ZM232 98H233V97H232ZM6 99H7V97H6ZM21 99H20V101H21ZM26 99H27V98H26ZM30 99H31V102H32V100H34L33 97H31ZM41 99H40V101H42L41 103H44L43 100H41ZM50 99H51V98H50ZM50 99H49V101H50ZM72 99H73V98H72ZM90 99H91V98H90ZM99 99H100V98H99ZM113 99H114V98H113ZM126 99H127V98H126ZM144 99H145V98H144ZM170 99H171V98H170ZM185 99H186V98H185ZM195 99H196V97H195ZM206 99H207V98H206ZM227 99H228V97H227ZM14 100H15V99H14ZM36 100L39 101V99H36ZM53 100H54V99H53ZM67 100H68V99H67ZM93 100H94V99H93ZM100 100H101V99H100ZM134 100H135V98L133 99V101H134ZM193 100H194V99H193ZM193 100H192V101H193ZM230 100H231V98H230ZM2 101H4V100H2ZM20 101H19V99H18V102H20ZM26 101H28V99H27ZM38 101H37V103H38ZM82 101H83V100H82ZM91 101H92V100H91ZM126 101H127V100H126ZM138 101H140V100H138ZM190 101H191V100H190ZM194 101H195V100H194ZM194 101H193V102H194ZM197 101H199V99H198ZM197 101H196V102H197ZM200 101H201V100H200ZM207 101H208V100H207ZM231 101H232V100H231ZM231 101H230V103H231ZM4 102H5V101H4ZM15 102H17V101H15ZM15 102H14L13 104L16 105ZM29 102H30V101H29ZM29 102H28V103H29ZM35 102H36V101H35ZM35 102H34V103H35ZM45 102H46V101H45ZM55 102H56V101H55ZM101 102H102V101H101ZM105 102H106V100H105ZM107 102H108V101H107ZM107 102H106V103H107ZM116 102H117V101H116ZM142 102H143V101H142ZM142 102H141V103H142ZM177 102L179 103V101H177ZM193 102H192V103H193ZM204 102H205V101H204ZM208 102H209V101H208ZM215 102H216V101H215ZM6 103H8V102H5V104H6ZM21 103H24V102H21ZM21 103H20V104H21ZM41 103H40V104H41ZM73 103H74V102H73ZM75 103H76V102H75ZM87 103H88V102H87ZM106 103H105V104H106ZM127 103H128V102H127ZM150 103H151V102H150ZM185 103H188V101L186 102V100H185ZM189 103H191V102H189ZM205 103H206V102H205ZM209 103H210V102H209ZM10 104H11V103H10ZM17 104H18V103H17ZM64 104H65V103H64ZM134 104H136V102H135ZM137 104H138V102H137ZM151 104H153V103H151ZM193 104L195 105V103H193ZM197 104H198V103H197ZM220 104H222V103H220ZM23 105H24V104H23ZM23 105H21V106H23ZM25 105H26V104H25ZM27 105L29 106V108H30L31 106H33V105H31V104H27ZM34 105H35V104H34ZM62 105H63V104H62ZM65 105H66V104H65ZM103 105H104V102H103ZM103 105H102V106H103ZM138 105H139V104H138ZM177 105H178V104H176V106H177ZM179 105H180V104H179ZM179 105H178V106H179ZM194 105H193V106H194ZM209 105H210V104H209ZM222 105H223V104H222ZM17 106H18V105H17ZM58 106H60V105H58ZM67 106H69V105H67ZM85 106H86V109H87V105H86V104H85ZM129 106H130V105H129ZM134 106H135V105H134ZM143 106H144V105H143ZM171 106H172V105H171ZM171 106H170V107H171ZM193 106H192V108H193ZM261 106H262V105H261ZM24 107H26V106H24ZM47 107H48V106H47ZM55 107H57V106H55ZM75 107H76V106H75ZM75 107H74V108H75ZM78 107H79V106H78ZM132 107H133V106H132ZM132 107H131V108H132ZM135 107H136V106H135ZM172 107H173V106H172ZM185 107H186V109H187V108H188V105H187V106L185 105ZM189 107H190V106H189ZM194 107H195V106H194ZM199 107H200V106H199ZM210 107H212V106L210 105ZM213 107H215V106H213ZM220 107H221V106H220ZM220 107H218V108H220ZM239 107H240V106H239ZM21 108H22V107H21ZM31 108H33V107H31ZM49 108H50V107H49ZM71 108H72V107H71ZM71 108H70V109H71ZM175 108H176V107H174V109H175ZM177 108H178V107H177ZM177 108H176V110H177ZM183 108H184V107H183ZM190 108H191V107H190ZM190 108H188V109H190ZM200 108L202 109V106H201ZM203 108H205V107H203ZM245 108H246V106H245ZM27 109H28V107H27ZM27 109L24 110V111L27 112V111H28ZM33 109H35V107H34ZM46 109H47V108H46ZM57 109H58V108H57ZM80 109H83V108H80ZM80 109H79V110H80ZM91 109H93V108H91ZM105 109H106V108H105ZM136 109H137V107H136ZM139 109H141V108H139ZM172 109H173V108H172ZM197 109H198V108H197ZM205 109H206V108H205ZM237 109H238V108H237ZM21 110H22V109H21ZM29 110H30V113L33 111V110H31V109H29ZM36 110H37V108H36ZM43 110H44V109H43ZM55 110H56V109H55ZM77 110H78V109H77ZM134 110H135V109H134ZM165 110H167V109H164V111H165ZM170 110H171V109H170ZM170 110H169V112H170ZM183 110H184V109H183ZM211 110L213 111V109H211ZM220 110H221V109H220ZM239 110H240V109H239ZM242 110H244V109H242ZM257 110H258V109H257ZM22 111H23V110H22ZM24 111H23V112H24ZM45 111H47V110H45ZM83 111H84V110H83ZM83 111L80 110L79 113H81V112H83ZM107 111H108V110H107ZM143 111H144V110H143ZM180 111H181V110H180ZM198 111H199V110H198ZM212 111H211V112H212ZM217 111H218V110H217ZM38 112H42V111H41V110H40V111L38 110ZM38 112H36V113L33 112V113L37 114ZM43 112H44V111H43ZM48 112H49V110H48ZM48 112H47V113H48ZM62 112H63V110H62ZM74 112H75V113H74ZM85 112H86V111H85ZM85 112H84V115H85ZM110 112H111V111H110ZM172 112H173V110H172ZM174 112H175V111H174ZM187 112H188V111H187ZM190 112L193 113V111H190ZM190 112H189V113H190ZM194 112H197V110L195 109ZM206 112H207V111H206ZM10 113H11V112H10ZM12 113H13V112H12ZM28 113H29V112H28ZM73 113H74V114H77L76 111H73ZM94 113H95V112H94ZM94 113H92V114H94ZM135 113H137V112H134V114H135ZM139 113H140V111H139ZM148 113H149V112H148ZM177 113H178V112H177ZM179 113H182V112H179ZM189 113H188V114H189ZM216 113H217V112H216ZM257 113H259V112H257ZM13 114H14V113H13ZM22 114H23V117H24L25 120H29V124H30V125H35V124H37V123H34L35 120L32 121L33 118L30 119L26 114H24V113H22ZM22 114H21V115H22ZM44 114H45V112H44ZM60 114H61V112H60ZM74 114H73V117H74V118H75V116H79V115H80V114H79V115H75V116H74ZM119 114H120V112H119ZM129 114H130V113H129ZM132 114H133V113H132ZM134 114H133V115H129V116H130V117H131V116H134V117H135ZM137 114H138V113H137ZM140 114H141V113H140ZM140 114H139V115H140ZM142 114H143V115H144V114H147V112H143ZM159 114H160V113H159ZM182 114H183V113H182ZM207 114H208V113H207ZM31 115H32V114H31ZM33 115H34V114H33ZM38 115H39V116H38ZM61 115H62V114H61ZM81 115H82V113H81ZM96 115H97V114H96ZM148 115H149V114H148ZM161 115H162V114H161ZM161 115H160V116H161ZM191 115H192V114H191ZM194 115H195V114H194ZM199 115H200V113H199L197 116H199ZM208 115H210V114H208ZM214 115H215V114H214ZM217 115H218V113H217ZM217 115H215V116H217ZM37 116H38V118H39V117L41 116L40 113L37 114ZM42 116H43V115H42ZM42 116H41V117H42ZM49 116H50V114H49ZM122 116L124 117V115H122ZM144 116H145V115H144ZM155 116H156V115H155ZM188 116H189V115H188ZM45 117H47V116H45ZM62 117H63V115H62ZM69 117H70V115H69ZM83 117H84V116H83ZM86 117H87V116H86ZM140 117H142V116H140ZM146 117H147V116H146ZM146 117H145V118H146ZM167 117L169 118V115H168ZM184 117H185V116H184ZM193 117H194V116H193ZM211 117H212V116H211ZM211 117H209V118H211ZM218 117H219V116H218ZM11 118H13V115L11 116ZM34 118H35V117H34ZM56 118H57V117H56ZM74 118H73V119H74ZM80 118H81V117H80ZM87 118H88V117H87ZM116 118H117V117H116ZM126 118H127V116H126ZM136 118H137V117H136ZM138 118H139V117H138ZM142 118H143V117H142ZM142 118H141V119H142ZM157 118H158V117H157ZM174 118H175V117H174ZM174 118H171V119H174ZM195 118H196V117H195ZM200 118H201V117H200ZM202 118H203V117H202ZM40 119H41V118H40ZM82 119H83V118H82ZM127 119H128V118H127ZM127 119H126V120H127ZM129 119H131V118H129ZM129 119H128V120H129ZM133 119H134V118H133ZM133 119H132V120H133ZM155 119H156V118H155ZM162 119H163V118H162ZM180 119H181V118H180ZM182 119H183V118H182ZM207 119H208V118H207ZM212 119H213V118H212ZM212 119H211V120H212ZM216 119H217V118H216ZM4 120H5V119H4ZM4 120H3V121H4ZM12 120H14V119H12ZM36 120H37V119H36ZM46 120H47V118H46ZM64 120H65V119H64ZM67 120H68V119H67ZM124 120H125V119H124ZM168 120H169V119H167V121H168ZM174 120H176V118H175ZM184 120H185V119H184ZM203 120H204V119H203ZM205 120H206V119H205ZM218 120H219V119H218ZM246 120L248 121V119H246ZM249 120H250V119H249ZM5 121H6V120H5ZM9 121H10V120H9ZM40 121H41V120H40ZM89 121H91L90 118H89ZM145 121H146V120H145ZM147 121H148V120H147ZM149 121H150V120H149ZM176 121H178V120H176ZM252 121H253V120H252ZM15 122H16V121H15ZM25 122H26V121H25ZM81 122H82V121H81ZM83 122H84V121H83ZM92 122H93V121H92ZM118 122H119V121H118ZM118 122H117V123H118ZM122 122H123V121H122ZM125 122H126V121H125ZM168 122H169V121H168ZM171 122H174V121L172 120ZM187 122H188V121H187ZM207 122H208V121H207ZM209 122H210V121H209ZM209 122H208V123H209ZM212 122H213V120H212ZM4 123H5V122H4ZM41 123H43V122H41ZM90 123H91V122H90ZM93 123H94V122H93ZM114 123H115V122H114ZM142 123H143V122H142ZM147 123H148V122H147ZM201 123H202V122H201ZM201 123H200V124H201ZM204 123H205V122H204ZM27 124H28V123H27ZM51 124H52V122H51ZM60 124H61V123H60ZM70 124H71V123H70ZM80 124H81V123H80ZM80 124H79V125H80ZM91 124H92V123H91ZM119 124H120V122H119ZM157 124H158V123H157ZM169 124H170V122H169ZM169 124H167V125H169ZM175 124H176V123H174V125H175ZM202 124H203V123H202ZM254 124H255V123H254ZM52 125H53V124H52ZM86 125H87V124H86ZM99 125H100V124H99ZM109 125H110V124H109ZM122 125H123V124H122ZM140 125H141V124H140ZM154 125L156 126V123H155ZM206 125H207V124H206ZM259 125H260V124H259ZM0 126H2V121H1V125H0ZM13 126H14V123L12 122L9 126H7V127H8L7 129H4V128H1V127H0V133L6 135V136L8 137V139H9V142H10V154H9V157L7 158V160H6L4 163H0V164H2V165H3V164L6 165L7 163H10V165H11V164H16V163L18 162V160L21 159V157H23V156H27L28 154H34L35 152H37L38 154H42V157H43L44 154L42 153L43 151H42L41 143L37 142V145H36V147L33 148V150H30V149L24 147V145L27 144V141H28V138H29L28 135H24L20 130H16V131L14 130V131H15V132H14V136H12V135H13L12 132H11L10 130H8V129H9V127H10L11 129H13ZM53 126H54V125H53ZM61 126H62V125H61ZM67 126H69V125H67ZM72 126H73V125H71V127H72ZM96 126H97V125H96ZM117 126H118V125H117ZM120 126H121V125H120ZM141 126H142V125H141ZM146 126H147V124H146ZM148 126H149V125H148ZM160 126H161V125H160ZM160 126H159V127H160ZM169 126H170V125H169ZM171 126H172V125H171ZM175 126H176V125H175ZM187 126H188V125H187ZM200 126H201V125H200ZM203 126H204V125H203ZM226 126H227V125H226ZM253 126H254V125H253ZM256 126H257V125H256ZM79 127H81V126H79ZM92 127H93V126H92ZM98 127H99V126H98ZM101 127H102V126H101ZM114 127H115V126H114ZM131 127H132V126H131ZM134 127L136 128V126H134ZM138 127H139V125H138ZM138 127H137V128H138ZM142 127H144V126H142ZM152 127H153V126H152ZM156 127H157V126H156ZM49 128H50V127H49ZM72 128H73V127H72ZM120 128H121V127H120ZM161 128H162V126H161ZM164 128H166V126H165ZM183 128H184V127H183ZM192 128H193V127H192ZM200 128H201V127H200ZM230 128H231V127H230ZM255 128H257V127H255ZM63 129H64V128H63ZM76 129H78V128H76ZM89 129H90V128H89ZM93 129H95V128H93ZM132 129H133V128H132ZM138 129H139V128H138ZM145 129H146V131L148 130L147 127H146ZM150 129H151V127L149 128V130H150ZM193 129H194V128H193ZM24 130H25V129H24ZM24 130H23V131H24ZM49 130L51 131V129H49ZM49 130H48V131H49ZM56 130H57V129H56ZM70 130H71V129H69L68 131H69V132L74 131V130H71V131H70ZM118 130H119V129H118ZM149 130H148V133L151 132V131H149ZM155 130H157V129H155ZM159 130H161V129H159ZM165 130H166V129H165ZM25 131H26V130H25ZM25 131H24V132H25ZM35 131H36V130H35ZM37 131H42V130H37ZM37 131H36V132H37ZM44 131H45V132H44ZM44 131H42V133H43V132L46 133V131H47L46 128L44 129ZM50 131H49V133H50ZM64 131H65V134H66V131H67V130L64 129ZM75 131H78V130H75ZM88 131H89V130H88ZM92 131H93V130H92ZM99 131H100V129H99ZM101 131H102V129H101ZM121 131H122V130H121ZM133 131H135V130H133ZM142 131H143V130H142ZM204 131H205V130H204ZM241 131H242V130H241ZM254 131H255V130H254ZM257 131H258V129H257ZM26 132H27V131H26ZM58 132H61V131H57V133H58ZM86 132H87V131H86ZM130 132H131V131H130ZM155 132H156V131H155ZM190 132H192V134H193V131H191V129H190ZM236 132L238 133L239 131L236 130ZM245 132H248V131H245ZM249 132H250V131H249ZM72 133H74V132H72ZM90 133H91V132H90ZM90 133H89V134H90ZM121 133H122V132H121ZM135 133H136V132H135ZM203 133H205V132H203ZM203 133H202V131H201V136L203 135ZM237 133H236V134H237ZM53 134L56 135L55 133H53ZM68 134L70 135V133L67 132V136H68ZM77 134H78V133H77ZM130 134H131V133H130ZM130 134H128V136H129ZM138 134H139V133H138ZM138 134H135V135H138ZM155 134H156V133H155ZM208 134H209V133H208ZM256 134H257V132H256ZM41 135H42V134H41ZM45 135L47 136V134H45ZM48 135H49V134H48ZM54 135H53V137H54ZM62 135H63V134H62ZM78 135H80V134H78ZM107 135H108V134H107ZM117 135H118L117 137L120 136V130H119V132H118ZM135 135H134V136H135ZM150 135H151V134H150ZM184 135H185V134H184ZM196 135L198 136V134H196ZM241 135H242V134H241ZM46 136H45V137H46ZM49 136H50V135H49ZM56 136L58 137V135H56ZM56 136H55L54 138H56ZM121 136H123V135H121ZM145 136H146V135H145ZM151 136H152V135H151ZM166 136H167V135H166ZM182 136H183V135H182ZM243 136H244V135H243ZM245 136L247 137V135H245ZM43 137H44V136H43ZM47 137H48V136H47ZM69 137H70V136H69ZM91 137H92V136H91ZM91 137H90V138H91ZM110 137H111V136H110ZM139 137H140V135H139ZM139 137H138V138H139ZM147 137H148V136H147ZM155 137H157V136H155ZM191 137H192V136H191ZM237 137H238V135H237ZM237 137H236V138H237ZM67 138H68V137H67ZM121 138H122V137H121ZM123 138H124V137H123ZM133 138H134V137H133ZM151 138H152V137H151ZM159 138H160V137H159ZM184 138H185V137H184ZM200 138H201V137H200ZM205 138H206V137H205ZM209 138H212V137H208L207 139H209ZM239 138L242 139V137H239ZM247 138H248V137H247ZM57 139H59V138H57ZM124 139H125V138H124ZM127 139H128V138H127ZM130 139H131V138H130ZM130 139H129V140H130ZM202 139H203V138H202ZM202 139H201V140H202ZM12 140H14V141H12ZM93 140H94V139H93ZM140 140H141V139H140ZM152 140H153V139H152ZM152 140H151V142H152ZM204 140H205V139H204ZM213 140H214V139H213ZM215 140H216V139H215ZM123 141H124V140H123ZM149 141H150V140H149ZM155 141H156V140H155ZM195 141H196V140H195ZM207 141H208V140H207ZM220 141H221V140H220ZM220 141H219V142H220ZM13 142H15V145H14ZM79 142H80V140H79ZM91 142H92V141H91ZM120 142H121V140H120ZM125 142H126V141H125ZM127 142H129V141H127ZM132 142H134V139L132 140ZM138 142H141V141H138ZM151 142H150V143H151ZM192 142H193V141H192ZM204 142H205V141H204ZM215 142H217V141H215ZM249 142H250V141H248V144H250ZM80 143H81V142H80ZM92 143H95V142L93 141ZM154 143H156V142H154ZM217 143H218V142H217ZM77 144H78V143H77ZM96 144L98 145V143H95L94 145H96ZM128 144H129V143H128ZM131 144H132V143L130 142V145H126V148L128 149V147L131 146ZM138 144H141V143H138ZM161 144H162V143H161ZM182 144H183V143H182ZM197 144H198V143H197ZM202 144H203V143H202ZM222 144H223V141H222ZM248 144H247V145H248ZM135 145H137V144H135ZM142 145H143V144H142ZM150 145H151V144H150ZM152 145H153V144H152ZM163 145H165V144H163ZM187 145H188V144H187ZM190 145H191V144H190ZM195 145H196V144H195ZM200 145H201V144H199V146H200ZM239 145H240V143H239ZM242 145H243V144H242ZM253 145H254V143H253ZM91 146H92V145H91ZM112 146H113V145H112ZM124 146H125V145H124ZM137 146H138V145H137ZM155 146H157V145H155ZM171 146H172V145H171ZM183 146H184V145H183ZM191 146H192V145H191ZM254 146H255V147L257 146V148L259 149L258 145L255 144ZM254 146H253V147L251 146L250 148L253 149ZM81 147L83 148L84 146H81ZM81 147H80V148H81ZM92 147H93V146H92ZM100 147H101V146H100ZM100 147H98L99 150L101 149ZM115 147H116V146H115ZM131 147H132V146H131ZM143 147H144V146H142V148H143ZM244 147H245V146H244ZM247 147H249V145H248ZM78 148H79V147H78ZM93 148H94V147H93ZM108 148H109V146H108ZM120 148H121V147H120ZM126 148H125V149L122 148V149H124V151H125V150H127ZM136 148H137V147H136ZM140 148H141V145H140ZM164 148H166V147H164ZM164 148L161 147V149H160V146H159V149H160V150H164ZM171 148L173 149V147H170V150H171ZM190 148H191V147H190ZM199 148H200V147H199ZM242 148H243V147H242ZM245 148H246V147H245ZM85 149H86V147H85ZM85 149H84V150H85ZM111 149H112V148H111ZM111 149H109L108 151H110ZM113 149H115V148H113ZM116 149H118V148L116 147ZM132 149L134 150V148H132ZM153 149H155L154 145H153ZM177 149H178V148H177ZM177 149H176V150H177ZM179 149H180V148H179ZM192 149H194V148H192ZM195 149H196V148H195ZM200 149H201V148H200ZM202 149H203V148H202ZM204 149H206V148L204 147ZM235 149H237V148H235ZM246 149H247V148H246ZM91 150H92V149H91ZM91 150H90V151H91ZM104 150H105V148H104ZM106 150H107V149H106ZM133 150H131V151L134 152ZM142 150H143V149H142ZM142 150H140V151H142ZM150 150H151V148H150ZM167 150H168V149H167ZM173 150H174V149H173ZM190 150H191V149H190ZM253 150H255V149H253ZM253 150H252V151H253ZM76 151H77V150H76ZM76 151H75V149L73 150V152H76ZM90 151L88 152V154L91 153V152H93V150H92L91 152H90ZM95 151H97V150H95ZM111 151H112V153H113V150H111ZM114 151H118V150H114ZM122 151H123V150H122ZM185 151H186V150H185ZM191 151H194V150H191ZM199 151H200V150H199ZM199 151H197V152H199ZM247 151H248V150H247ZM249 151H250V150H249ZM77 152L79 153V151H77ZM77 152H76V153H77ZM80 152H81V151H80ZM85 152H87V151H85ZM129 152H130V150H129ZM157 152H158V151H157ZM174 152H175V150H174ZM174 152H173V153H174ZM176 152H177V151H176ZM180 152H181V151H180ZM180 152H179V153H180ZM201 152H203V151H201ZM208 152H209V151H208ZM208 152H207V153H208ZM245 152H246V151H245ZM250 152H251V151H250ZM254 152H256V151H254ZM258 152H259V151H258ZM78 153H77V154H78ZM115 153H116V152H115ZM118 153H120V149H119V152H118ZM134 153H135V152H134ZM143 153L145 154V152H143ZM165 153H166V152H165ZM167 153H168V152H167ZM184 153H185V152H184ZM184 153L182 152V154H184ZM252 153H253V152H252ZM261 153H262V152H261ZM84 154H85V153H84ZM107 154H108V153H107ZM110 154H111V152H110ZM174 154H175V153H174ZM176 154H178V152H177ZM186 154H188V152H186ZM186 154H184V155H186ZM192 154H194V153H192ZM126 155H127V154H126ZM170 155H171V154H169V156H170ZM178 155H179V154H178ZM189 155H190V154H189ZM197 155H198V154H197ZM197 155H196V159H197ZM204 155H207V154H204ZM250 155H251V154H250ZM256 155H257V154H256ZM40 156H41V155H40ZM55 156H56V155H47V158H48L47 161H48L49 164L52 166V168L55 169V170L58 172V171H60V170L63 168L64 164L67 163V162H64V160H63L61 157H55ZM123 157H124V156H122V158H123ZM143 157H144V156H143ZM180 157H181V156H180ZM191 157H192V156H191ZM245 157H246V156H245ZM93 158H94V157H93ZM101 158H102V157H101ZM125 158H126V157H125ZM161 158H162V157H161ZM23 159H24V157H23ZM83 159H84V158H83ZM91 159H92V158H91ZM96 159H97V158H96ZM96 159H95V160H96ZM147 159H148V157H147ZM182 159H183V158H182ZM43 160H45V159H43ZM84 160H85V159H84ZM92 160H94V159H92ZM95 160H94V161H95ZM142 160H143V159H142ZM159 160H160V159H159ZM180 160H181V159H180ZM180 160H179V161L176 160V161H177V162H180ZM233 160H234V159H233ZM241 160H242V159H241ZM85 161H86V160H85ZM121 161H122V159H121ZM167 161H169V160H167ZM172 161H173V160H172ZM194 161H195V160H194ZM198 161H200V160H198ZM227 161H228V159H227ZM97 162H98V161H97ZM106 162H107V161H105V163H106ZM135 162H137V161H135ZM142 162H144V161H142ZM173 162H174V161H173ZM181 162H184V161H181ZM187 162H188V161H187ZM196 162H197V161H196ZM109 163H111V161H110ZM139 163H141V162H138V165H139ZM95 164H96V162H95ZM102 164L104 165V163H102ZM102 164L100 165L101 168H102ZM116 164H117V163H116ZM164 164H166V163H164ZM168 164H170V161H169ZM168 164H167V165H168ZM171 164H172V163H171ZM171 164H170V166H171ZM173 164H174V163H173ZM175 164H176V163H175ZM204 164H205V161H204ZM204 164H203V165H204ZM207 164H208V163H207ZM238 164L241 165L240 162H239ZM2 165H0V167H1ZM4 165H3V166H4ZM66 165H67V164H66ZM111 165H115V164L112 163ZM117 165H118V164H117ZM117 165H116V168H118ZM140 165H141V164H140ZM142 165H145V162H144ZM160 165H162V164H160ZM178 165H179V164H178ZM186 165H187V164H186ZM190 165H191V164H189V166H190ZM222 165H223V164H222ZM3 166H2V167H3ZM91 166L96 167L97 165L95 166L94 164L92 165V163H91ZM100 166H99V167H100ZM124 166H125V165H124ZM145 166H146V165H145ZM145 166H144V168H145ZM154 166H155V165H154ZM191 166H193V165H191ZM198 166H199V165H198ZM201 166H202V163H201ZM226 166H227V165H226ZM104 167H105V168H108V167H106V166H104ZM109 167H110V166H109ZM112 167H113V166H112ZM146 167H147V166H146ZM152 167H153V166H152ZM199 167H200V166H199ZM212 167H213V166H212ZM221 167H222V166H221ZM231 167H232V166H231ZM231 167L229 166L230 169H231ZM256 167H257V166H256ZM120 168H122V167H120ZM140 168H142V167L140 166ZM147 168H148V167H147ZM153 168H154V167H153ZM174 168H175V170H176V167H175V166H174ZM181 168H182V167H181ZM188 168H189V167H188ZM196 168H197V167H195V169H196ZM219 168H220V167H219ZM229 168H228V169H229ZM158 169H159V166H158ZM163 169H165V168H163ZM163 169H162V170H163ZM169 169H170V167H169ZM216 169H217V168H216ZM216 169H215V170H216ZM230 169H229V170H230ZM234 169H235V167H234ZM255 169H256V168H255ZM140 170H141V169H140ZM159 170H160V169H159ZM172 170H174V169H172ZM177 170H178V169H177ZM189 170H191V169H189ZM189 170H188V171H189ZM210 170H213V168L210 169ZM226 170H227V169H226ZM229 170H228V171H229ZM252 170H253V169H252ZM51 171H52V170H51ZM128 171H129V170H128ZM163 171H164V170H163ZM166 171H167V170H166ZM170 171H171V170H170ZM184 171H186V170H184ZM255 171H256V170H255ZM121 172H122V171H121ZM126 172H127V171H126ZM135 172H136V174H137V171H135ZM259 172H260V171H259ZM54 173H56V172H54ZM154 173H155V172H154ZM184 173H185V172H184ZM191 173H192V172H191ZM222 173H223V171H222ZM233 173H234V172H233ZM51 174H52V173H51ZM118 174H119V173H118ZM128 174H129V173H128ZM138 174H143V172H142V173H138ZM138 174H137V175H138ZM239 174H240V173H239ZM259 174H260V173H259ZM129 175H130V174H129ZM145 175H146V174H145ZM149 175H151V174L149 173ZM152 175H153V174H152ZM152 175H151V176H152ZM212 175H213V174H212ZM214 175H215V174H214ZM214 175H213V176H214ZM240 175H241V174H240ZM249 175H250V174H249ZM251 175H252V174H251ZM253 175H254V174H253ZM255 175H256V174H255ZM261 175H263V174H261ZM120 176H121V175H120ZM124 176L126 177V176H128V175H124ZM140 176H141V175H140ZM140 176H139V180H141V179H140V178H141ZM142 176H143V175H142ZM156 176H157V175H156ZM166 176H167V175H166ZM215 176H216V175H215ZM136 177H137V176H136ZM147 177H148V176H147ZM157 177H158V176H157ZM157 177H156V178H157ZM186 177H187V176H186ZM186 177H185V178H186ZM229 177H230V176H229ZM248 177H249V176H248ZM61 178H65V177H61ZM122 178H124V177H122ZM128 178H129V176H128ZM137 178H138V177H137ZM154 178H155V177H154ZM159 178H160V177H159ZM175 178H177V177H175ZM187 178H188V177H187ZM230 178H231V177H230ZM232 178H233V176H232ZM243 178H244V177H243ZM245 178H246V177H245ZM249 178H250V177H249ZM258 178H259V177H258ZM260 178H262V177H260ZM167 179H169V178H167ZM220 179H222V178H220ZM254 179H256V177H255ZM254 179H253V181H255ZM53 180H54V177H53ZM59 180H60V179H59ZM129 180H130V179H129ZM152 180H153V179H152ZM164 180H165V179H164ZM164 180H163V182H164ZM179 180L181 181L180 178H179ZM182 180H183V179H182ZM188 180H189V178H188ZM188 180H187V182H188ZM194 180H195V179H194ZM222 180H223V179H222ZM222 180H221V182H222ZM149 181H150V180H149ZM156 181H158V180H156ZM165 181H167V180H165ZM168 181H169V180H168ZM189 181H190V180H189ZM224 181H225V180H224ZM250 181H251V180H250ZM250 181H249V182H250ZM90 182H91V181H89V183H90ZM95 182H96V181H95ZM126 182H127V181H126ZM136 182H137V179H136ZM139 182H140V181H139ZM158 182H159V181H158ZM163 182H161V183H163ZM178 182H179V181H178ZM218 182H220V181H218ZM218 182H217V184H218ZM225 182H226V181H225ZM59 183H61V184L63 185V189H64V192L61 193V194H63V197L66 198V194H67V193H66V190H67V189L65 190L66 185H64V181H62V180H60ZM69 183H70V181H69ZM89 183H87V184H89ZM97 183H98V182H97ZM97 183H96V185H95V184H94V185H95V186H97L98 184L101 185L100 183H98V184H97ZM151 183H152V182H151ZM151 183H150V184H151ZM153 183H154V182H153ZM155 183H156V182H155ZM165 183H166V182H165ZM179 183H180V182H179ZM223 183H224V182H223ZM223 183H222V184H223ZM244 183H245V182H244ZM254 183H256V182H254ZM123 184H126V183H123ZM137 184H138V183H136V185H137ZM140 184H141V183H140ZM143 184H144V182H143ZM143 184H142V185H143ZM147 184H148V183H146V185H147ZM156 184H157V183H156ZM228 184H229V183H228ZM228 184H227V185H228ZM257 184H258V183H257ZM257 184H256V185H257ZM90 185L92 186V182H91ZM102 185H103V184H102ZM106 185H107V184H106ZM130 185H131V184H130ZM161 185H162V184H160V186H161ZM165 185H166V184H165ZM168 185H169V184H168ZM173 185H176V183L173 184ZM180 185H181V183H180ZM182 185H183V183H182ZM198 185H199V184H198ZM229 185H230V184H229ZM70 186H71V185L69 184V187H70ZM95 186H94V187H95ZM119 186H120V184H119ZM139 186H140V185H139ZM152 186H153V185H152ZM152 186H151V187H152ZM178 186H179V185H178ZM196 186H197V184H196ZM196 186H195V188H196ZM207 186H208V185H207ZM207 186H206V187H207ZM71 187H72V186H71ZM110 187H111V186H110ZM140 187H141V186H140ZM151 187H150V188H151ZM170 187H173L172 184H171ZM170 187H169V190L171 191L172 188L170 189ZM180 187L182 188V186H180ZM180 187H178V190H179ZM184 187L186 188V187H187V184H186V186H184ZM218 187H219V186H218ZM243 187H244V185H243ZM257 187H258V186H257ZM102 188H103V187H102ZM145 188H146V187H145ZM147 188L149 189V187H147ZM199 188H200V187H199ZM202 188H203V187H202ZM209 188H210V187H209ZM219 188H220V187H219ZM228 188H231V186H229ZM245 188H246V187H245ZM260 188H261V187H260ZM68 189H69V188H68ZM108 189H110V188H108ZM116 189H118V188H116ZM116 189H114V190H116ZM119 189H120V188H119ZM130 189H131V188H130ZM165 189H167V188H165ZM187 189H188V190H187ZM187 189H186V193H187V191L189 192L190 190H192L190 187L187 188ZM189 189H190V190H189ZM106 190H107V189H106ZM106 190H105V191H106ZM121 190H122V189H121ZM136 190H137V189H136ZM141 190H142V189H141ZM175 190H176V189H175ZM181 190H182V189H181ZM215 190H216V189H215ZM227 190L231 191L232 188H231V189H227ZM236 190H237V189H236ZM252 190H254V189H252ZM252 190H251V191H252ZM62 191H63V190H62ZM67 191H68V190H67ZM100 191H101V189H100ZM123 191H124V190H123ZM123 191H122V192H123ZM132 191H134V190H132ZM154 191H155V190H154ZM165 191L168 192V190H165ZM176 191H177V190H176ZM219 191H220V190H219ZM232 191H235V190H232ZM240 191H241V188H240ZM251 191H250V192H251ZM259 191H260V190H259ZM128 192L130 193V190H128ZM146 192H147V191H146ZM158 192H159V190H158ZM167 192H166V193H167ZM173 192H174V191H173ZM178 192H180V191H178ZM191 192H193V191H191ZM197 192H198V191H197ZM205 192H206V191H205ZM209 192H211V189H210ZM261 192H264V191H260V193H261ZM117 193H118V192H117ZM119 193H121V192H119ZM125 193H126V191H125ZM134 193H135V192H134ZM152 193H153V191H152ZM194 193H195V192H194ZM201 193H202V192H201ZM219 193H220V192H219ZM223 193H224V192H223ZM223 193H222V194H223ZM235 193H236V191H235ZM237 193H238V191H237ZM258 193H259V192H258ZM56 194H57V192H56ZM56 194H55V195H56ZM172 194H173V193H172ZM180 194H181V192H180ZM180 194L178 193V195H176V194H175V195H176V196H179ZM182 194H183V190H182ZM187 194H188V193H187ZM187 194H186V195H187ZM190 194H191V193H190ZM175 195H173L174 198H176ZM198 195H199V194H198ZM198 195L196 196V195L194 194V196H196V197H199ZM205 195H206V194H205ZM205 195H204V196H205ZM207 195H208V194H207ZM218 195H219V194H218ZM229 195L231 196L232 194H229ZM243 195H244V194H243ZM243 195H242V196H243ZM247 195H248V193H247ZM247 195H246V196H247ZM249 195H250V194H249ZM67 196H68V194H67ZM133 196H134V197H135V196L137 197L136 194H134ZM145 196H146V195H145ZM149 196H150V195H149ZM158 196H159V194H158ZM158 196L156 195L157 198L155 197V198L157 199V201H158ZM168 196H169V195H168ZM182 196H183V195H182ZM187 196H188V195H187ZM187 196H186V197H187ZM220 196H221V195H220ZM224 196H227V195H224ZM230 196H228V197H230ZM257 196H258V195H257ZM68 197H70V195H69ZM114 197H115V196H114ZM160 197H161V194H160ZM169 197H170V196H169ZM184 197H185V196H184ZM184 197L179 196V198H183V199H184ZM188 197H189V196H188ZM190 197H191V196H190ZM190 197H189V198H190ZM201 197H202V196H201ZM207 197H208V196H207ZM244 197H245V196H244ZM145 198H146V197H145ZM145 198H143L142 201H144ZM149 198H150V197H149ZM153 198H154V197H153ZM161 198H162V197H161ZM166 198H167V196H166ZM177 198H178V197H177ZM189 198H188V199H189ZM191 198H192V197H191ZM191 198H190V199H191ZM202 198L204 199V197H202ZM237 198H238V197H237ZM240 198H241V197H240ZM70 199H71V198H70ZM100 199H101V198H100ZM107 199H108V198H107ZM118 199H119V198H118ZM118 199H117V200H118ZM134 199H135V198H134ZM134 199H133V200H134ZM146 199H147V198H146ZM146 199H145L144 202H147V204L151 203L150 200L153 201L152 199H150V200L147 199L148 201H146ZM163 199H164V197H163ZM169 199H170V198H169ZM190 199H189L190 202H189L188 204H190L191 201H192V199H191V200H190ZM222 199H223V197H222ZM241 199H243V197H242ZM159 200H160V198H159ZM161 200H162V199H161ZM161 200H160V202H161ZM165 200L168 201V199H165ZM165 200H162V203H161V204H163V202H164ZM171 200H172V199H171ZM181 200H182V199H181ZM197 200H198V198H196V201H197ZM216 200H217V199H216ZM243 200H244V199H243ZM248 200H249V199H248ZM254 200H255V199H254ZM263 200H264V199H263ZM135 201L138 202L137 200H135ZM166 201H165V202H166ZM176 201H177V200H175L174 202H176ZM202 201H203V200H202ZM204 201H205V200H204ZM204 201H203V202H204ZM57 202H58V200H57ZM71 202H72V201H71ZM98 202L101 203V201H98ZM125 202H126V201H125ZM136 202H135V203H136ZM154 202H156V200H154ZM158 202H159V201H158ZM160 202H159V203H160ZM165 202H164V203H165ZM168 202H170V200H169ZM177 202H178V201H177ZM177 202H176V203H177ZM179 202H180V201H179ZM193 202H194V201H193ZM200 202H201V201H200ZM214 202H215V201H214ZM251 202H252V200H251ZM20 203H21V202H20ZM58 203H59V202H58ZM63 203H65V202H63ZM100 203H99V205H101ZM102 203H103V201H102ZM128 203H129V202H128ZM152 203H153V202H152ZM166 203H167V202H166ZM181 203H184V200H183ZM197 203H198V202H197ZM239 203H240V201H239ZM258 203H259V202H258ZM68 204H70V203H67L66 205H68ZM93 204H94V203H93ZM123 204L125 205V204H127V203H124V201H123ZM138 204H139V202H138ZM138 204H137L135 207H136V208L139 207L138 209H140V206H138ZM156 204H157V202H156ZM168 204H169V203H168ZM168 204H167V205H168ZM191 204H192V203H191ZM252 204H253V203H252ZM260 204H261V203H260ZM99 205H98V206H99ZM103 205H104V203H103ZM129 205H131V204L129 203ZM129 205H128V206H129ZM142 205H143V204H142ZM163 205H164V204H163ZM163 205H162V206H163ZM179 205H181V204L179 203ZM196 205H197V204H196ZM196 205H194L195 208H196ZM211 205H212V204H211ZM240 205H241V204H240ZM240 205H239V206H240ZM249 205H250V204H249ZM253 205H255V204H253ZM87 206H88V205H87ZM101 206H102V205H101ZM109 206H110V205H109ZM118 206H119V205L116 204V207H118ZM126 206H127V205H126ZM149 206H150V205H149ZM159 206H161V205L159 204ZM162 206H161V207H158V208H159L158 210L161 211ZM184 206H185V205H184ZM187 206H188V205H187ZM205 206H206V205L202 206V208H204ZM212 206H213V205H212ZM216 206H217V205H216ZM78 207H79V206H78ZM116 207H115V208H116ZM119 207H120V206H119ZM119 207H118V208H119ZM121 207L123 208V205H122V204H121ZM121 207L119 208L120 210H122ZM169 207H170L171 209H174V206L171 207L170 204H169ZM178 207H180V209H182L181 206H178ZM200 207H201V206H199V208H200ZM219 207H221V206L219 205ZM219 207H218V208H219ZM243 207H244V206H243ZM243 207H242V208H243ZM256 207H257V206H256ZM102 208H103V207H102ZM124 208H125V207H124ZM124 208H123L122 211H124ZM152 208H155V207H152ZM160 208H161V209H160ZM170 208H169V213L171 214L172 212H170ZM175 208H177V206H175ZM187 208L191 209V208H190V205H189V207H187ZM192 208H193V206H192ZM195 208H194V209H195ZM199 208H197V210H199ZM202 208H201V210H203ZM208 208H209V207H208ZM208 208H205V209L208 210ZM225 208H227V207H225ZM234 208H235V207H234ZM247 208H248V205H247ZM60 209H61V208H60ZM77 209H78V208H77ZM96 209H97V210H91V211H90V213H89V219L92 218V217L95 219V217H94V216L96 215L95 212H98V211H99L100 206L97 207ZM105 209L107 210L106 207H104V210H105ZM129 209H130V208H129ZM129 209H128V207H127V211H130ZM131 209H132V208H131ZM138 209H137V210H138ZM156 209H157V208H155V210H156ZM177 209H178V208H177ZM180 209H178V210L180 211ZM185 209H186V208H185ZM205 209H204V210H205ZM83 210H84V209H82V211H83ZM101 210H102V209H101ZM133 210H134V209H133ZM133 210H131L130 212H131V213L134 212ZM137 210H136V212H137ZM144 210H145V208H144ZM144 210H143V211H144ZM155 210H154V212L158 211V210H156V211H155ZM164 210H165V208H164ZM167 210H168V209L165 210V213L168 212ZM187 210H188V209H187ZM201 210H200V211H201ZM231 210H232V209H231ZM242 210H243V209H242ZM244 210H245V209H244ZM85 211H86V210H85ZM122 211H120V212H122ZM140 211H142V210H140ZM147 211H149V210L147 209ZM166 211H167V212H166ZM195 211H196V209H195ZM211 211H212V210H211ZM238 211H239V210H238ZM249 211H251V210H249ZM249 211H248V212H249ZM73 212H74V211H73ZM75 212H76V211H75ZM83 212H84V211H83ZM101 212H102V211H101ZM105 212H106V211H105ZM105 212H103V213L105 214ZM152 212H153V209L150 211V213L152 214ZM154 212H153V213H154ZM163 212H164V211H163ZM163 212H160V213L164 214ZM176 212H177V211H176ZM176 212L174 211L175 214H176ZM191 212H192V211H191ZM205 212L207 213V211H205ZM107 213H109V212H107ZM131 213H130V214H131ZM137 213L140 214L139 211H138ZM145 213H146V212H145ZM169 213H167V215H168ZM177 213H178V212H177ZM181 213H182V214H181ZM181 213H180V214L183 215V209H182ZM200 213H202V212H200ZM203 213H204V212H203ZM94 214H95V215H94ZM148 214H149V213H148ZM151 214L148 215V216L150 217ZM156 214H157V213H156ZM162 214H161V215H162ZM185 214H186V212H184V216H186ZM195 214H196V213H195ZM227 214H228V213H227ZM243 214H244V213H243ZM243 214H242L241 216H243ZM60 215H61V214H60ZM66 215H67V219H72V213H71V211L68 209V207H67ZM74 215H75V214H73V216H74ZM76 215H77V214H76ZM76 215H75V216H76ZM158 215H159V214H158ZM161 215H160V216H161ZM167 215H164L165 218H163V219H162V217H163V215H162V217H161L162 221L166 219V216H167ZM228 215H229V214H228ZM77 216H78V215H77ZM110 216H111V215H110ZM146 216H147V214H146ZM153 216H155V217H150V218H153V219L156 218V215H155V214H153ZM169 216H170V215H169ZM171 216H174V219H176L174 214H173V215L171 214ZM193 216H194V215H193ZM226 216H227V215H226ZM86 217H87V216H86ZM86 217H85V218H86ZM99 217H100L101 220L103 219V218H101V216H98V218H99ZM114 217H115L117 220H118V219L121 220V222L124 221V220H126V219H125V216L122 215V213H121V215L118 214V213H116ZM143 217L146 218L145 216H143ZM143 217H139L140 220H141ZM177 217H178V216H177ZM182 217H183V216H182ZM189 217H190V215H189ZM195 217H196V216H195ZM195 217H194V218H195ZM202 217H203V216H202ZM230 217H232V216H230ZM132 218L134 219V216H132ZM144 218H143V219H144ZM167 218H168V217H167ZM171 218H172V217H171ZM171 218H169V219H171ZM186 218H187V217H186ZM60 219H61V216H60ZM75 219H76V218H75ZM83 219H84V218H83ZM104 219H105V218H104ZM110 219H111V218H110ZM127 219H128V218H127ZM174 219H172V220L174 221ZM178 219H180V217H178ZM181 219H182V218H181ZM187 219H189V218H187ZM197 219H198V218H197ZM199 219H201V218H199ZM199 219L197 220V222L199 221ZM216 219H217V218H216ZM228 219H229V217H228ZM79 220H81V218H80ZM96 220H97V219H96ZM96 220H95V221H96ZM108 220H109V219H108ZM144 220H145V219H144ZM146 220H148V221L150 222L149 219L146 218ZM155 220H157V219H155ZM176 220H177V219H176ZM192 220H193V219H192ZM61 221H62V220H61ZM70 221H71V220H70ZM83 221L86 222V220H82V221H80V223H79V222H76V224H75V223H71V225H67V226H65L66 228H68V231H67V232H63V231L61 232L62 235H65V236H64V237H65V240H66L67 242H70V243H71L70 245L73 244V246H76L77 248H78V247H81L82 250H80V252L83 251V248H85V249L88 248V249H90V251H95V252H96L97 250L100 251V248H101V249H103V248L106 249V245H107V244H106V245H103V241H105L104 236L107 237V235H104L103 232H101L100 230H99V231H98V230L96 231L95 229L88 230L87 234H85L84 229H83L84 227H83V225H82V224L85 223V222H83ZM95 221H93V222H95ZM151 221H152V220H151ZM166 221H168V219H167ZM173 221H171L170 224H167V223H166V225H169V226H170V225L172 224ZM189 221H190V220H189ZM194 221H195V220H194ZM239 221H240V220H239ZM82 222H83V223H82ZM87 222H88V220H87ZM99 222H101V221H99ZM114 222H115V221H114ZM121 222H120V224H121ZM140 222H141V221H140ZM164 222H165V221H164ZM175 222H176V221H174L173 223L175 224ZM177 222H180V220H178ZM200 222H201V220H200ZM214 222H215V221H214ZM219 222H220V221H219ZM226 222H227V221H226ZM241 222H243V221H241ZM241 222H240V223H241ZM117 223H118V222H117ZM142 223H143V222H142ZM142 223H141V224H142ZM158 223H159V222H158ZM184 223H185V222H184ZM186 223H189V222L186 221ZM190 223H191V222H190ZM193 223H194V222H193ZM206 223H207V222H206ZM229 223H231V222H229ZM92 224H93V223H92ZM103 224H104V223H103ZM108 224H110V223H108ZM112 224H113V223H112ZM136 224H137V223H136ZM150 224H151V222H150ZM150 224H149V225H150ZM154 224H155V223H153V225H154ZM174 224H173V227L171 226L172 228H176V227H174ZM181 224H182V223H181ZM220 224H221V223H220ZM220 224H219V225H220ZM94 225H95V227L97 228L96 224H94ZM94 225H93V226H94ZM101 225H102V224H101ZM104 225H105V224H104ZM142 225H143V224H142ZM149 225H148V226H149ZM155 225H156V224H155ZM175 225H176V224H175ZM185 225H186V224H184V227H186V228L188 229L189 226L187 227V226H185ZM203 225H204V224H203ZM210 225H211V224H210ZM212 225H213V224H212ZM216 225H217V223H216ZM86 226H87V225H86ZM89 226H90V225H89ZM105 226H106V225H105ZM107 226H108V225H107ZM151 226H152V224H151ZM156 226L158 227V224H157ZM156 226H155V227H156ZM176 226H178V225H176ZM180 226H181V225H180ZM182 226H183V225H182ZM182 226H181V227H182ZM200 226H202V225H200ZM95 227H92V226H91L90 228H95ZM99 227H100V225H99ZM113 227H114V226H113ZM155 227H154V228H155ZM210 227H211V226H210ZM110 228H111V227H110ZM115 228H116V227H115ZM119 228H120V227H119ZM149 228H151V227H149ZM194 228H195V227H194ZM208 228H209V226H208ZM237 228H238V227H237ZM88 229H89V228H88ZM106 230H107V228H106ZM111 230H112V229H111ZM128 230H129V229H128ZM133 230H134V229H133ZM167 230H168V229H167ZM167 230H163V231L159 232V233H160L159 236L161 235L162 232H164V233H162V235H163V234L165 235V234H166L165 231L168 232ZM171 230H172V229H171ZM171 230H170V231H171ZM175 230H176V229H175ZM175 230H174V231H175ZM177 230H178V229H177ZM185 230H186V229H185ZM185 230H183V232H184ZM200 230H201V229H200ZM200 230H199V231H200ZM213 230H215V229H213ZM213 230H212V231H209V232L211 233V232H213ZM104 231H105V230H104ZM125 231H126V230H124V232L122 233V235L125 234ZM135 231H136V230H135ZM135 231H131V230H130L129 232H133V233H134ZM145 231H147V229L144 230L143 232H145ZM151 231H152V230H151ZM154 231H156V230H154ZM199 231H198V232H199ZM215 231H217V230H215ZM222 231H224V230H222ZM108 232H109V231H108ZM108 232H107V233H108ZM110 232H111V231H110ZM113 232H114V231H113ZM113 232H112V234H114ZM129 232H128V233H129ZM137 232H138V231H137ZM148 232H149V231H148ZM157 232H158V230H157ZM175 232H176V231H175ZM178 232H179V231H178ZM185 232H188V230H186ZM227 232H228V231H226V232H224V233L227 234ZM138 233H139V232H138ZM141 233H142V232H141V230H140V233H139V234H141ZM152 233H153V232H152ZM173 233H174V232H173ZM192 233H193V234H196V233H194V232H192ZM192 233H191V234H192ZM200 233H201V232H200ZM203 233H204V230H203ZM210 233H209V235H210ZM108 234H109V233H108ZM149 234H150V233H149ZM155 234H156V233H155ZM171 234H172V233H170V235H171ZM191 234H190V235H191ZM197 234H199V233H197ZM197 234H196V236H197ZM221 234H222V233H220V235H221ZM236 234H238V233H236ZM236 234H234V235H236ZM239 234H240V233H239ZM110 235H111V234H110ZM126 235H127V234H126ZM172 235H174V234H172ZM211 235H212V234H211ZM234 235H233V236H234ZM240 235H241V234H240ZM108 236H109V235H108ZM120 236H121V235H120ZM123 236H124V235H123ZM165 236H166V235H165ZM165 236H164V237H165ZM182 236H183V235H182ZM182 236L179 237V235H175V237H174V239L172 240L171 243L175 244V243H177L178 241L183 242V241H181V239L183 240L184 237L187 238V239H188L189 237H190V239L192 238L191 236H189V234H187V235L185 234L183 237H182ZM188 236H189V237H188ZM200 236H202V233L199 235V238H201ZM216 236H218V235H216ZM221 236H222V235H221ZM227 236H228V234L226 235L225 238H227ZM233 236H232V237H233ZM115 237H118V236H115ZM115 237H114V238H115ZM166 237H168V236H166ZM194 237H195V235H194ZM203 237H204V236H203ZM203 237H202V238H203ZM213 237H214V236H213ZM219 237H220V236H219ZM236 237H237V236H236ZM236 237H233V238H236ZM107 238H108V237H107ZM185 238H184V239H185ZM195 238H196V237H195ZM202 238H201V239H202ZM115 239H116V238H115ZM122 239H125V238L122 237ZM150 239H152V238H150ZM210 239H211V238H210ZM213 239H214V238H213ZM215 239H216V237H215ZM237 239H238V238H237ZM109 240H111V239H109ZM147 240H148V238H147V234H142V236H141L140 238H138V239H133V240H132V243L127 244V246H129V247L131 246V248H132V246H134V244H137L138 242H139V244H141L142 241L145 242V241H147ZM226 240H227V239H226ZM229 240H230V239H229ZM126 241H127V240H126ZM129 241H130V239H129ZM155 241H156V240H155ZM157 241H158V240H157ZM161 241L163 242V240H160V242H161ZM202 241H203V240H202ZM204 241H205V240H204ZM208 241H209V240H208ZM210 241H213V240H210ZM214 241H215V240H214ZM224 241H225V240H224ZM227 241H228V240H227ZM231 241H232V240H231ZM234 241H235V240H234ZM105 242H106V241H105ZM105 242H104V243H105ZM108 242H109V241H107V243H108ZM110 242L112 243V242H114V241H110ZM110 242H109V243H110ZM123 242H125V240H124ZM149 242H154V241L151 240V241H149ZM197 242H201V241H197ZM111 243H110V244H111ZM118 243H119V242H118ZM118 243H117V244H118ZM120 243H121V242H120ZM127 243H128V242H127ZM166 243H167V242H166ZM205 243H206V242H204V244H203V242H201L202 245L200 244V247H202L203 245H205ZM67 244H68V243H67ZM188 244H191V242H189ZM192 244H195V243L192 242ZM206 244H207V246L209 247V248H208V247H207V248L210 250L211 246L208 245L209 243H206ZM229 244H230V243H229ZM233 244H234V243H233ZM236 244H237V243H236ZM175 245H176V244H175ZM210 245H211V244H210ZM216 245H219L218 247H219V249H220V246H221L222 244L220 245V243H219V244H216ZM114 246H115V245H114ZM114 246L111 245V247H114ZM170 246H173V245H170ZM187 246H188V245H187ZM195 246H196V245H195ZM213 246L215 247V245H212V247H213ZM238 246H239V245H238ZM76 247H75V248H76ZM102 247H103V248H102ZM111 247H109V249H111ZM116 247H117V246H116ZM116 247H115V248H116ZM166 247L168 248V246H166ZM204 247H205V246H204ZM204 247H203V248H204ZM214 247H213V249H214ZM239 247H240V246H239ZM198 248H199V246H198ZM216 248H217V247H216ZM216 248H215V249H216ZM221 248H222V247H221ZM225 248H226V247H225ZM225 248H223V249H225ZM227 248H228V247H227ZM240 248H241V247H240ZM118 249H119V248H118ZM161 249H162V248H161ZM180 249H181V247H180ZM185 249H186V247L183 248V251H184ZM193 249L196 250L195 247H194ZM208 249H207V250H208ZM211 249H212V248H211ZM230 249H231V248H230ZM73 250H74V249H73ZM73 250H72V251H73ZM122 250H123V249H122ZM177 250H178V249H177ZM190 250H192V248L189 249V251H190ZM195 250H193V251H195ZM197 250H198V249H197ZM197 250H196V251H197ZM199 250H200V252L202 251L201 248H200ZM216 250H217V249H216ZM220 250H221V249H220ZM220 250H219V252H220ZM228 250H229V249H228ZM74 251H75V250H74ZM76 251H78V250H76ZM76 251H75V253H76ZM85 251L87 252L88 250H85ZM85 251H83V253H86ZM119 251H120V250H119ZM157 251H158V249H157ZM187 251H188V250H187ZM210 251H211V250H210ZM217 251H218V250H217ZM88 252H89V251H88ZM106 252H107V251H106ZM125 252H126V251H125ZM128 252H129V251H128ZM184 252H186V251H184ZM184 252H182V253H184ZM203 252H205V251L203 250ZM212 252H213V250H212ZM222 252H223V251H221L220 254H221ZM75 253H74V254H75ZM83 253H81V254H83ZM96 253H97V252H96ZM96 253H93V254L95 255ZM157 253H160V252H157ZM166 253H167V252H166ZM182 253H181V250H180V254H182ZM207 253H208V251H207ZM216 253H218V252H214V254H213V253H211V254H212L213 257H215L214 255H215ZM224 253H225V252H224ZM224 253H222V254L225 255ZM77 254H78V253H77ZM88 254H90V253H88ZM102 254H103V252H102ZM113 254H114V253H113ZM113 254H112V256H113ZM135 254H137V253H135ZM140 254H142V253H140ZM154 254H155V253H153V255H154ZM164 254H165V253H164ZM171 254H172V252H171ZM176 254H177V252H176ZM196 254H197V253H196ZM211 254H209V255H211ZM91 255H92V253H91ZM98 255H100V254H98ZM125 255H128L127 252H126L125 254L123 253V256H122V257H124ZM133 255H134V254H133ZM151 255H152V254H151ZM162 255H163V254H162ZM201 255H202V254H201ZM201 255L199 256V257H200L199 260H201V257H204V259L207 260V258L205 257L204 254H203L204 256H201ZM207 255H208V254H207ZM216 255H218V254H216ZM228 255H229V253H228ZM231 255H232V254H231ZM106 256L108 257V255H106ZM112 256H111V258H112ZM114 256H115V257H119V256H121V253H119V254L116 253ZM114 256H113V260H115V259H114ZM129 256H130V255H129ZM148 256H149V254H148ZM169 256H170V255H169ZM180 256H181V255H180ZM193 256L196 257L195 255H193ZM193 256H191V257H193ZM212 256H211V257H212ZM221 256H222V255H221ZM100 257H101V256H100ZM107 257H106L105 259H109V258H110V257H109V258H107ZM126 257H128V256H126ZM134 257H135V256H134ZM142 257H144V256H141V258H139L140 260H136V262L139 261V262L142 263V264H151L152 262H154V261H151V260L149 259V257H148L147 259H143V260H141ZM171 257H173V256H171ZM176 257H178V256H176ZM191 257H190V259H191ZM207 257H210V256H207ZM222 257H223V256H222ZM224 257H227V256H224ZM234 257H235V256H234ZM97 258H98V256H97ZM97 258H95V257H88V263H91V262L96 263V261L98 260ZM131 258H132V257H131ZM136 258H137V256H136ZM144 258H145V257H144ZM181 258L183 259V257H181ZM118 259H119V258H118ZM157 259H158V258H157ZM171 259H172V258H171ZM177 259H178V258H177ZM177 259H176V260H177ZM179 259H180V258H179ZM204 259H202V262H203V263H204V261H205ZM218 259H220V258H218ZM222 259H223V258H221V260H222ZM232 259H233V258H232ZM103 260H104V259H103ZM103 260H102V261H103ZM122 260H124V259H122ZM126 260H127V258H126ZM126 260H124V261H126ZM131 260H132V261H130V263H129V262H128V263H123V262H122V263H119L120 261H118V260H117L118 262H116V263H118V264H135L134 259H131ZM153 260H155V259H153ZM161 260H162V259H159V262H160ZM180 260H181V259H180ZM186 260H189V259H186ZM197 260H198V259H197ZM203 260H204V261H203ZM211 260H213V259L211 258ZM225 260H227V259H225ZM229 260H230V257H229ZM234 260H235V258H234ZM98 261H100V260H98ZM106 261H112V260L109 259V260H106ZM115 261H116V260H115ZM127 261H128V260H127ZM150 261H151V262H150ZM157 261H158V260H157ZM169 261H170V260H169ZM231 261H232V260H231ZM231 261H230V262H231ZM100 262H101V261H100ZM104 262H105V260H104ZM162 262H163V261H162ZM165 262H167V261H165ZM176 262H177V261H176ZM178 262H179V260H178ZM178 262H177V263H178ZM210 262H211V261H210ZM213 262H214V261H213ZM225 262H226V261H225ZM227 262H229V261L227 260ZM230 262L227 263V264H230ZM234 262H235V261H234ZM236 262L239 263L240 261H236ZM236 262H235V263H236ZM80 263H81V262H80ZM102 263H103V262H102ZM108 263H109V262H108ZM113 263H114V261H113ZM170 263H171V262H170ZM181 263H182V262H181ZM73 264H74V263H73ZM159 264H160V263H159ZM168 264H169V262H168ZM197 264H198V263H197ZM200 264H201V263H200ZM206 264H207V263H206ZM215 264H216V262H215ZM231 264H233V262H232Z\"/></svg>", "mask_w": 264, "mask_h": 264}, {"label": "built area", "instance_id": "2783aa9c", "mask_svg": "<svg viewBox=\"0 0 264 264\" xmlns=\"http://www.w3.org/2000/svg\"><path fill=\"white\" fill-rule=\"evenodd\" d=\"M10 154V142L6 135L0 133V163H4ZM52 174L40 163L33 166L32 170L19 171L9 181L17 195L31 196L43 195L33 205L24 207L17 217L9 216L4 220L3 232L11 234L25 231L40 223L57 226L59 206L55 197V188L52 184ZM7 204L13 206L17 201L14 197L7 199ZM61 232H67L68 228L61 227ZM27 264H36L29 262ZM44 264V263H41Z\"/></svg>", "mask_w": 264, "mask_h": 264}, {"label": "crops", "instance_id": "0c3cea01", "mask_svg": "<svg viewBox=\"0 0 264 264\" xmlns=\"http://www.w3.org/2000/svg\"><path fill=\"white\" fill-rule=\"evenodd\" d=\"M24 147H26V148H28V149H30V150H33V148L36 147V146H35V144H33V145L31 144V145H29V144L27 143L26 145H24ZM20 232H26V230H25V231H20Z\"/></svg>", "mask_w": 264, "mask_h": 264}]
</instances>
